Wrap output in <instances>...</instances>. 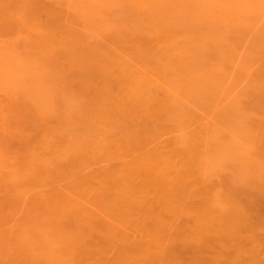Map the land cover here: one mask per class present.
Listing matches in <instances>:
<instances>
[{
	"label": "rangeland",
	"instance_id": "1",
	"mask_svg": "<svg viewBox=\"0 0 264 264\" xmlns=\"http://www.w3.org/2000/svg\"><path fill=\"white\" fill-rule=\"evenodd\" d=\"M24 1L25 2L27 1L28 3L30 2V4H31V3H34V1H36V0H34V1L32 0L33 2H31V0L30 1L24 0ZM37 1H36L37 4H36V2L33 4V6H34L33 10H31L32 4L31 5H29L28 3L25 4V5L28 4L27 7L29 6V8H30V14L33 11L32 15H33L34 11L37 10V8L38 9L44 8L45 7L44 4L48 5L49 3L55 2L57 0H42L43 2L41 1V3L44 7L40 6L41 5L39 3L40 0H37ZM83 1H85L84 4H83ZM86 1H88V2H86ZM101 1H104V0H101ZM149 1H151L152 5H154L156 1H157L156 4H158V2L160 0H149ZM161 1H166V0H161ZM180 1L183 3V9L180 8L179 6H178L179 7L178 9H180V10L182 9L181 13L183 12L182 14L184 16L182 14L181 15L179 14V15L183 16L185 18L184 19L185 21L183 22L185 28H186V26L188 27L189 24L196 22V25L198 26V33H199V35H198V54H195L194 59L192 58L190 60L191 64L193 66L191 64H189L190 68H188L187 70H186V68L188 66H182L181 65L182 66L181 67L179 64L174 63L176 61L172 62L171 61L172 58H166V59L160 60L163 63V67H164V69L161 70L162 72L156 68H153L152 64H146L145 62L142 61V59L144 58L143 54L146 52V46H144V44H143L144 42H142V40H146V38H147V36L145 37V36H143V34L145 33V35H147L148 32L150 33V29L148 28L149 25H147L148 23L146 22V19L149 18V16L150 17L152 16L151 18L156 17L158 19H159V17H166L167 16L168 18H170V17L172 18V17L176 16L177 15L176 13H180V11L174 13L176 10V9L174 10V6H175L174 0H172V1L169 0V2L167 1V3L165 2V4H163L164 7L162 6V4L161 5L158 4L159 6L155 4L154 5L155 7L152 8L153 10H146V12L144 11L145 9L139 8V7H142L139 0L138 1H136V0H106V3L104 2L106 4L104 6V8H106V10L103 7H102L103 10L102 9L98 10L99 8H101L102 5H100V7H98L96 5L98 8L97 7L95 8L94 7L95 5L93 6L94 8H90L93 5L92 0H58V3H56V2L53 3L54 6L53 5L52 6L54 8L52 6H47L49 8L48 10H51L54 14L58 13L60 16V19L56 17L57 19L60 20L58 23L56 19L51 17V14H48L49 17H51V18H48V20L49 19L52 20V21L49 20V24H51V22H52V25H49V26H51L52 28L48 27L47 23H46V25H47L46 28L44 27L45 26L43 24L44 22L42 23L43 25L41 24L43 19H44V21H45V19H47V15L45 16L44 12L43 13L41 12L42 9L40 10L41 13L37 12L39 10L35 11L38 13L36 16V19H38L39 21L41 19L42 20L40 23L37 21L39 23V25H38V23L35 24L33 22L35 25H37V27L33 26L34 24H32V25L29 24V25H30L31 29L34 27L33 31L35 30V27H36L37 31L41 34L40 35V34H38L37 31H36L37 33L34 31L38 35L37 39L35 38L37 36L36 34L33 35L34 33L33 34H32V32L30 33V31H29L30 28L28 30H26V28H25L27 26L30 18L25 17L27 15H22L25 17V19H28V21H26V25L24 24L25 27L23 25L24 29L27 31L25 33L27 35L30 34L28 36H30V37L33 36V38H35V39H33L31 37L33 39V40L32 39L31 40L34 41L35 43L33 42V46H30L31 48L28 49L29 50L28 53L33 50L32 48H34V51H32V52H35L36 49L34 46H35V44H39V43H37L38 42L37 40H39L38 38H43L45 40L43 42L48 43L49 46H51V45L53 46V42H54L53 48L48 47V49H47V47H46V49H44V50L51 51V50H49V48H51L52 50L55 49V51H52V53H50V54L47 51L49 56L46 53L42 54V52L40 51V49H41L40 45L42 43H40V45L36 47L37 48L36 52L40 51L42 54V57L40 58L41 54H39V53H38L39 55L36 53H32V56H33V54H35L33 57H36V55L39 57L38 59L36 57V59L38 62L41 60L40 65L44 64L43 63L44 60H47V61H45V63L49 62L48 66L46 64L39 66V64H37L38 62L35 61L36 64L38 65V66H36L35 62L31 61L33 59L28 61L29 58H27V56L30 58L32 57V56H29V54H30L29 53L28 55H26V58L28 59V60L27 59L26 60H27V64H28V62H31V64L29 63L30 66L29 65L26 66L27 64H22V67H23V65L26 66L23 68L24 70L22 69L23 70L22 71V70L17 69L20 66L16 63V61H14L16 63V65H14V66H17V68H16L17 70L15 69V71L13 73H16V74L11 75L9 71L5 72V69L3 70L2 75L0 74L1 76H3V77H1V76L0 77L4 79L3 83L1 82L2 79L0 81L1 82V84H0V116H1L0 120L3 117L5 119L4 121L8 120L10 122V125H11V127H9L10 125L9 126L6 125L7 126V128H6L5 123L4 122L2 123V121L0 122V124L2 123L1 124L2 126L0 125V131L2 130L1 127H3L5 129L6 135L8 136V138H10L8 140L6 135L3 134V135H5V136H3L2 132H1L0 144L2 141V143L8 145V146H6V145L4 146L2 144L5 147V149H7L5 153H7L8 155H9L8 150L10 149V147L12 149V150L10 149L11 155L8 156V159L5 158L6 161L8 160L5 167L3 168L0 165V167H2V169H1L2 172H0V212H1L0 213V219H1L0 220V223H1L0 235L2 238L3 237H5V238L9 237L5 240L3 239V241L5 243H3V241L1 242V237H0V252H2V254L0 253V264H71V263L72 264H75V263L76 264H93V263L94 264H123V263L124 264L125 263L126 264H129V263L132 264L133 263L134 264L137 262L134 258H136L135 255H138V252L135 251L136 247H135V245L133 246V244L135 243L137 246V243L139 242L141 245H143V243L147 244L146 242L151 243L150 240L154 243L156 241V239L159 237L155 238L158 234H153V233L160 232V231H158L159 228L162 229L163 228L162 226L163 225L165 226V223H167V226H166V228L162 229L163 231H161V233L163 235V236L161 235L162 241H159V239H158V241H159L158 243L163 242V237H164V240H166V241H164V244H166L165 245L166 247L168 246V248H167L168 250L165 248L167 253H165L166 256L164 254H163V256H165V258H166L167 255L170 254L173 257V260L168 259L167 261H164V264L165 263L175 264L177 262L178 263L180 262L181 264H195V263L212 264L214 261H216L215 259L217 258V256L215 258L214 255H218L217 253H219L220 251H223L224 253H228V254L230 253L229 255L235 253V251L232 249L230 244L224 246L223 244L218 243L219 246L218 245L214 246V244H215L214 243L212 247H215V248H213V249H212V247L206 248L205 246L202 248L203 245L201 246V248H199V245H197V243H199V242L195 241V240H198L200 237H201L200 239L204 238L203 235H202L203 236V238H202V236H199L198 234L197 235L199 238L198 239L195 238L196 234L194 232H196V233L199 232V234H200V230H204V228L199 229V227H201L203 224L202 222H204V223L207 222V219H209L211 217L210 215H209L210 217L207 216V214L210 212H208V213L205 212V211H209V209L208 210L205 209V211H204V207H202V206H204V205L206 207L209 206L214 211L216 210V213L214 212V214H216V215H225V213H224L225 211H223L222 209L220 210V212L223 211V214H221L222 212L220 213L217 210L218 208L219 209L221 208V205L217 207L218 203L217 204L215 203L216 206L215 205L210 206L211 203L214 204L213 201H211V199H214L216 196H218L219 192L222 193L223 196L225 195V198H226L227 194L229 195V198L233 196L234 198H232V199H234V200H231V201L229 199L228 200L230 201V203L235 201V202H233V204L234 203H237V204L240 203V205H238L239 208L242 205L241 204V201H242L243 206L246 207L247 211L245 210L244 207H241L240 211H242L241 209L243 208L245 210L244 211L245 213L251 214V216H249V217H251L250 222L252 224L251 223H249V224L253 225L252 226L253 228L250 227L248 224V226H247L248 230L245 229V231L247 233H249V235H250L249 238L252 237L251 239L256 240V243H255L256 245L251 246L252 247L251 249H253V248L258 249V250L256 249L257 251L254 250L257 253V257L256 256L254 257V259L256 258L255 260H258V262L256 261V264H264V226L261 225L260 224L261 221H259L260 218H262L261 220L264 219V207H263L264 206V202H263L264 197L262 198V197H260L261 194H260V196L258 194V192H259L258 188L260 186L262 188L264 187V186H262V185H264V182H263L264 181V179H263V177H264V169H263L264 168V0H180ZM0 2H1V0H0ZM3 2L5 3V0H3ZM3 2H1V3H3ZM8 2L10 3V1H8ZM38 3H39V5H38ZM88 3L92 4V5H90V7H89ZM175 3H179V2H175ZM6 4L8 5V3H6ZM35 4L38 6L37 8H36ZM170 4H172L173 7H171ZM0 6H1V4H0ZM2 6H3V4H2ZM10 6H11V4H10ZM14 6L9 7L10 9L4 7L6 9V10L2 9V10H5L4 11L5 13L2 11L4 14L0 11V23L1 24L3 23L2 25L5 24L3 27L6 28L5 31L7 33L10 31V28H11L12 32H14L15 30L21 31V29L23 28V27H21L22 25H20L19 23L15 24V22H12V23L10 22L9 15H10V17H13V15L18 11V10H15L14 11L15 13L14 14L12 13L13 12L12 8ZM86 6H87V8H86ZM137 6H139V7H137ZM161 6H162V9H160ZM244 6L246 8L248 7L247 9H249L252 12V14L249 15L248 13H250V12L246 13V8H244ZM25 7H24V10H26ZM88 7L91 10L92 9H96V10H94L92 12L90 9L87 10ZM46 8H44V9H46ZM7 9H9V11L10 10L11 11L8 12ZM15 9H17V7ZM22 9L23 8L20 5V10L22 11V12L20 11L21 13H23ZM27 10L29 13V9H27ZM48 10L46 9L45 12H47ZM154 10H157V12ZM163 10H165V11H163ZM172 10L174 12H172ZM225 11H226V13L229 11L232 14V15H229L228 20L227 19L223 20V18H222L224 16L223 12L225 13ZM151 12H154V13H151ZM166 12H168L169 14ZM8 13H9V15H8ZM10 13H12V14H10ZM21 13L18 12L17 13L18 15L15 14L16 17L14 15L13 19H14V21L16 19L17 22L19 21L20 23L23 24V23H25L24 22L25 19H23L22 16L20 17ZM24 13H25V11H24ZM28 13L26 12V14H28ZM58 14H57V16H58ZM163 14H165L166 16H164ZM240 14H241V16H240ZM2 15L5 16L4 18H6V17L9 18V21L6 20L7 18L6 19L3 18L4 19L3 21L6 22V23H4L2 21V17H1ZM34 16L35 15H33L31 20H33ZM99 16H100V18L103 17V19H100L101 21L97 20L99 18ZM141 17H144L145 19L144 18L141 19ZM133 18H134V21H133ZM139 18H140V20H139ZM127 19L129 22L133 21L132 23H135V24H129ZM31 20L29 21V23L32 22ZM54 20H56V21H54ZM192 20H194V21H192ZM11 21H12V18H11ZM98 21H99V23H98ZM190 21H192V22H190ZM7 22H9V23H7ZM186 22H187V24H185ZM188 22H190V23L188 24ZM63 24H64V26H63ZM128 24L130 26L132 25L131 26L132 28L129 26L130 27V29H129ZM19 25H20L21 29H17L18 28L17 26H19ZM97 25L100 26L101 28L100 27L98 28ZM133 25L134 26L136 25V26L134 27ZM5 26H7V27H5ZM31 26H33V27H31ZM3 27L1 26L0 29H3ZM38 27H39V30H38ZM40 27H42V30ZM12 28H14V29H12ZM44 28L46 30L48 29L47 31H52V30H54V31L47 32L46 30H43ZM182 28H184V27H182ZM132 29H133V31H132ZM11 31L9 32V34H7L5 32V34H3L4 36L3 37L1 36L3 39V40H1V43L4 41L6 34H7V37L10 38V40L14 39V38H12V35L13 34L15 35L16 31H15V33H12ZM59 31H60V33H59ZM63 31L66 32V34L64 33V38L69 36V38H67V41H68V39L72 40L75 38L74 40H72L73 42L72 41L70 42V40H69V42H67L65 40L67 43L64 42V46L61 45L63 43L61 41L63 39V37L61 38V40H59L60 38L58 39V37L61 36ZM141 31H142V33H140ZM3 32H4V29H3ZM21 32H19V33H21ZM45 32H46V34H48V33L52 34L53 33V35H56L54 37L52 35V38L54 40H51L52 39L51 35H46ZM0 33H2L1 30H0ZM25 33L22 32L21 34H25ZM43 33H44L45 37L42 35ZM54 33H56V34H54ZM26 34L24 36H27ZM17 35H19V34H17ZM20 35H19V37H20ZM133 35H135V36H133ZM138 35H141V37ZM21 36L22 37H20L19 40L22 42V40H25V39H23L24 38L23 35H21ZM48 36H49V38H48ZM13 37H16V36H13ZM82 37L84 39V42L82 40ZM136 37H138L137 40H136ZM142 37H143V39H142ZM17 38L18 37H16L14 39L15 40L14 43L17 42V44L18 43L20 44V41L19 42L16 41ZM28 39H30V38H28ZM47 39H48V42L46 41ZM77 39H79V40H77ZM120 39H121V41H120ZM6 40H7L6 41L7 43L5 45L8 44L9 48H11L10 46H14V50H16V51L18 49L17 47H19V51L22 52V49L20 50V47L24 43V41H23V43L20 44V46H17L16 47L17 49H16L15 48V46L17 45L16 43H15L16 45H13V44L10 45L8 43L9 39H6ZM26 41H27V39H26ZM139 41L143 45L140 44ZM29 42H30V40H29ZM49 42H52V43H49ZM125 42L130 44V46ZM12 43H13V41H12ZM74 43H76V44H74ZM81 43H83V44H81ZM2 44H4V43H2ZM87 44H89V45H87ZM98 44H100L101 46ZM27 45H28V43H27ZM29 45H30V43H29ZM74 45H75V47L77 45V47L76 48L73 47ZM23 46H24V44L22 45V47ZM41 46L43 49L44 45H41ZM3 47H2V49H3ZM66 47H68L69 49H67ZM87 47H89L88 50H87ZM90 47H91V50L95 49L96 51L95 52L91 51ZM102 47H103V50L101 49ZM44 48H45V46H44ZM72 49L74 52L79 50L78 51L79 53L76 52V54L74 53L73 56L77 55V53L79 55H81V53H82V55L84 54L87 57L91 56L92 58L90 57V59L88 58V60H87V59H85L86 56L85 57L83 56L84 59L86 60V62L83 61L84 59L80 60L79 58L82 59L83 57H81V56L78 57V55L76 56V59H78V60L72 59L71 57L68 59V57L65 56V54H66V52H68L69 50H72ZM84 49H86L88 52L86 50L84 51ZM80 50H82V52ZM24 51L26 52L27 50H24ZM5 52L6 51H4V53ZM98 52H99V54H98ZM53 53H54L55 58L53 56H51V55H53ZM2 54H1V56H2ZM45 54L47 55V57H44ZM59 54L60 55L63 54V56H64L63 59L60 58L61 61H58V59H59L58 55ZM141 54L143 56H141ZM66 55H68V54H66ZM102 55H103V57H102ZM139 55H140V58H138ZM21 57L23 58V56H21ZM51 57L54 59L52 60ZM104 57H106V60ZM115 57H116V59H115ZM4 59H5V57H4ZM23 59H25V56ZM42 59H43V61H42ZM67 59L69 62L67 61ZM48 60H52V61H48ZM64 61L69 63L68 66L70 69L67 68L68 66H66V63H64ZM72 61H73V63H76L75 61H77L76 64H73L75 66L77 65L76 66L77 68H75V71L79 69L82 74L80 73V71H79V73H80L79 75H78V73H74L75 71L71 68L73 65H71V63H70ZM82 61H83V63H86V66H82ZM88 61L90 64L88 63ZM103 61H106V62L104 63ZM51 62L53 64H55L57 62L55 64L57 69L55 67H53L54 65L52 66ZM60 62H61V65H58ZM112 62H115L116 64L112 63ZM2 63H3V61L1 62V64ZM109 63L112 65H110ZM4 65H5V68H7L8 70L11 69V68H8L6 66V64H4ZM4 65H1V66H4ZM8 66L10 67V65H8ZM49 66H52L51 67V69H52L51 74H53V76L51 75L52 80H51V77H48L49 76L48 72H49V70H51V69H49ZM65 66L67 68L66 70L69 69L68 71L71 72V73H69V77L71 76L70 78L64 74V73H66L65 72ZM101 66H103V67H101ZM165 66H166V68H165ZM177 66L179 67V70H178ZM46 67L49 70H48V72L44 73L45 71H47L46 69H44ZM91 67L93 68V70L94 69L97 70L98 68H99V70L100 69L103 70V68H104L105 72L103 70L102 74L98 73V75H96V73L94 71V73L96 75L95 78L93 76H91V73H90L89 76L93 77L92 78L93 80L89 79L90 77L85 78L86 74H89V72H93ZM192 67H193V69H192ZM37 68H38V70H37ZM54 68L56 70H58V72L60 70L61 71L64 70V71H62V73L64 72L63 75L61 72H59L61 75L59 77V75H58L59 73L57 71L54 72L55 71ZM83 68L85 69V71L87 68L89 70V72H87L88 70L86 72H83V70H84ZM114 68H115V70H114ZM182 68H184L183 71L181 70ZM53 69H54V71H53ZM144 69L147 71H145ZM136 70L137 71L139 70L138 74L139 73L140 74L142 73L143 75L147 74V76L146 75L143 76L142 74L141 75L143 77H145L146 79L147 78L149 79L148 80L149 82L146 83L149 87L145 84V85H143V88L142 87H140L141 89L138 88L140 90V93H139V90L135 91V92L140 94L139 98H144V99L139 100V101H141L142 107L143 108L146 107V109H147L150 106V108L152 109L153 112H150L151 114L150 113L146 114V109H145V112L140 111V109H142V107L139 108V106L141 104L138 106V103H140V102L138 101L136 103L137 100H135V99L132 100V101H134V102H132V104L134 103V108L136 106V108L138 109V110L135 109L138 114L136 113L133 121H135L136 124L138 123V126H139V124L141 125L143 123V121H145L143 123V125H141L139 127L136 126L133 131H136L134 133H138V132L139 133L141 132V133L140 134L138 133L137 136H136V134H134L132 132L128 133V131L127 132H124V131L119 132L121 130H116L118 132L113 130L114 133H112V130L110 128L113 127V125L115 127H117V126H122L123 123L122 122L119 123L121 121L120 118H122V117H119V118L117 117L118 114H117V111H115L116 110L115 105H117V104H113V102L115 100L108 99V98H110V97H108V95L110 96L113 93H116L115 95H117L119 93V96H120V98H122V100L124 99L125 101L126 100L128 101V98H126L125 94L122 95V92L120 93V91H118L121 89V87L119 86L120 85L119 83L122 82L121 85L125 84L126 86L127 85L129 86V84L131 85L132 82H130V81H132V79L135 76L136 77L139 76V75H136L137 74ZM184 70H186V71H184ZM188 70H190V71L194 70L195 72L193 71V73H194L193 74L192 72L190 73V71L188 72ZM10 71H12V70H10ZM132 71H134L136 73L134 74V72H132ZM155 71H157V73ZM180 72L181 73L185 72V74L180 75ZM7 73H9V76L11 75L10 77H12L13 75H18V74H22V75H20V77H15L16 79L15 80L13 79L14 81L13 80L10 81V77H7ZM56 73H58L57 74L58 76L56 75ZM83 73H85V74H83ZM44 74H46V75H44ZM54 74H55V76H57V78L54 76ZM104 74H107V76L109 75L108 77L109 78L111 77L112 79H110V81H108L109 78L107 80V79H103V77H99V75L104 76ZM128 76H129V78L130 77L131 78L129 79ZM37 77L41 78V79L38 80ZM175 77H176V80H175ZM13 78H14V76H13ZM62 79H64V80H62ZM69 79H71V80H69ZM84 79L85 80L87 79L85 81V84H84ZM102 79L107 80L108 82L101 81ZM58 80H59V82H58ZM72 80L74 81L73 85H72V83L69 84V82H71ZM178 80H182L183 82L178 81ZM185 80L187 82H189V81L190 82L187 83ZM51 81H52V83H51ZM66 81H69V82L66 83ZM93 81H95V82H93ZM184 81L186 82L185 85H184ZM191 81H193V83ZM42 82H43V84H41ZM109 82H110V84H108ZM111 82H114L112 85V87L114 86L113 88L110 87V85L112 84ZM177 82H178V84L175 85V83H177ZM45 83H48V84H45ZM54 83H56V86ZM57 83L60 86L62 84L63 85L65 84L64 87H66V84H69V85L67 86V88L64 89L63 86L61 88ZM86 83L90 84V86L88 84H87L88 87L84 86V85H86ZM179 83H180L181 87H180ZM181 83H183V84H181ZM98 84H100L103 87L100 86L101 88L100 87L97 88L99 86ZM190 84H192L193 86ZM70 85H72V86H70ZM177 85H179V87ZM32 86H33V88H32ZM57 86H59V87H57ZM76 86H78V87L76 88ZM153 86H154V88H153ZM172 86L174 87V89ZM175 86H177V87H175ZM185 86L188 87L189 90ZM194 86H195V88H194ZM68 87L69 88L70 87L75 88L74 90H75V92L77 90V92H76L77 94L74 93V90L72 93V89L70 88L71 90H69ZM124 87L125 86H122V88H123V89H121L122 91H125L127 89V87H126L124 90ZM133 87L136 88L134 85H133ZM183 87H185V88H183ZM190 87L192 90L190 89ZM59 88H60V90H59ZM91 88H92V90H91ZM144 88H146V89L144 90ZM99 89H100V91H99ZM49 90H51V91H49ZM61 90L65 91V92H63ZM105 90L108 94L105 92ZM78 91H79V93H78ZM111 91H113V93H111ZM154 91H155V93H154ZM179 91H182V92H179ZM97 92H99L98 97H97ZM100 93L103 94L104 96H101ZM87 94H89V95H87ZM174 95L176 97L173 98ZM35 96L37 98H35ZM67 96L70 98H68ZM81 96L84 97V98H82L83 99L82 102H81V98H80ZM105 96H107V97H105ZM168 96H169V98H168ZM95 97H97V98H95ZM86 98H87V100H85ZM120 98H119V100H120ZM150 99H153V100H150ZM169 99H171V100H169ZM84 100L87 102L89 101L88 102L89 104L87 102H85ZM90 100H92V101H90ZM97 100H98V102H97ZM124 100L122 102H125ZM172 100H173V102H172ZM93 101H95L94 104H96V106L93 104ZM168 101L170 102V104ZM41 102H44V103H41ZM80 102L82 104L85 103V105L83 104V107H82V104ZM39 103H41V104H39ZM49 104H51V105H49ZM135 104H137V105H135ZM80 105H81V107L79 109ZM88 105H91V106L89 107ZM97 105H99L98 109H96ZM159 105L162 108H160ZM2 106H4V107H2ZM94 106H95V108H94ZM40 107H41V109H40ZM150 108L147 110H150ZM37 109H39V110L37 111ZM42 109H43V111H42ZM47 109H49V110H47ZM90 109H91V111H90ZM164 109L166 111L163 112ZM171 109H172V112L176 114V116L171 112ZM98 110L100 113L98 112ZM106 110H107V113H105ZM102 111H103V113H102ZM44 112H46V113H44ZM49 112H51V113H49ZM97 112H98V114H97ZM64 113H65V115H63ZM76 113L79 114L77 118H75L77 116ZM152 113H154L155 116ZM45 114H48V115L45 116ZM51 114H52V116H54L53 117L54 119L52 118ZM19 115L20 116L22 115V117H24L25 119L26 118L28 120L30 119L29 122H31L33 120V118L40 119V116L42 117L44 115L43 119L41 118L40 120L43 121L45 117L47 118V120H45V123H47V125L44 123L45 128L47 129V126L49 124V128H52V130L54 129L55 132L54 131L52 132V130L49 131L47 129V133H46L45 132L46 129L41 127V125H43V123L41 122L42 124L40 123V126H37L35 124L36 128L41 127L40 133H39L38 128L36 131L38 133H35L34 129H36V128H34V126H33L34 124L30 123V125L31 124L32 125L31 126L28 125L25 128V126L27 124L25 122V125H24L23 121L20 120V119L24 120V118L18 117ZM152 115L154 117H156V116H158V117L157 118L149 117ZM63 116H64V118H61ZM89 116H90V118H89ZM94 116H96L97 118ZM92 117L94 118V120ZM138 117H142V118H140L139 120H136V119H138ZM159 117L163 118V120H161L163 122V124L161 123V121L160 122L158 121V119H160ZM168 117H169V120L167 119ZM117 118H118V121L120 119L119 122L116 120ZM36 119H35V121H36ZM49 119H51V120H49ZM75 119H76V121H75ZM78 120H80V121H78ZM105 120H106V122H105ZM110 120H111V123L109 122ZM151 120H155L158 123V127H159L158 130L159 129H161V130L160 131L157 130V131L160 132L161 135L156 131H155L156 133H154V134H152L153 133L152 132V133H149L151 135H145L146 131L144 132V130H143L144 124L146 123V121H150V123H151ZM164 120H166V121H164ZM12 121H13V123H12ZM74 121H75V123L82 124V125H83V123H85L87 125L88 124H94L93 126L97 125V124L93 123L96 121L104 129L101 128L99 125H98L99 126L98 129H96L97 128L96 126L93 128L91 126L90 131L92 130V133L91 132H89V133H91V135H95V137H96L95 140L93 139V136L89 135L88 131H86L88 133V136H91L92 138L91 137L87 138L86 137L87 133L85 132L86 134L85 133L82 134L83 132L80 130H78L79 132L77 130L76 131H77V133H81V134L75 135L76 133L71 132V130L73 128L77 129L79 127H77L78 124H75ZM137 121H141V122L139 123ZM32 122H34V121H32ZM63 122H65L66 124L68 122V124H70L68 129H69V132H71V133H69L67 131V134H66V129L63 128L64 130L63 129L61 130L63 132V137H57L58 134L60 136L62 135V132L59 133V129L61 128V126L63 127L62 124L65 125V123H63ZM103 122H105V123H103ZM113 122L114 123L118 122V123L116 125V124H113ZM174 122H176V124ZM34 123H36V122H34ZM37 123H38V121H37ZM60 123H61V125H60ZM58 125H60V126H58ZM82 125H80V126L82 127ZM106 125H108V126H106ZM22 126H24V127H22ZM27 129H28V131H27ZM31 129L33 130V133L32 132L30 133V131H32ZM95 129L99 133L98 132L95 133L94 132ZM113 129H117V128H113ZM6 130H7V132H6ZM99 130L104 132L107 135V137H105L104 134H102V135L105 138L101 137V136L98 137L99 136L98 134L102 133V132L100 133ZM2 131L4 132V130H2ZM16 131H18V133H14ZM109 131L111 133H109ZM162 131H165V132H163V134H162ZM43 132H45L47 135L44 133V135H46V136H44ZM64 132H65V134H64ZM93 132H94V134H93ZM142 132H144V133L142 134ZM22 133L26 134V135H24L25 137L23 136ZM126 133H128V134L126 135ZM10 134H11V136H10ZM72 134H73V136H71ZM27 135L29 136V138ZM30 135L33 136L32 140L30 139V137H31ZM64 135H65V137H64ZM122 135L123 136L125 135V136L123 137ZM131 135L132 136L135 135L136 137L130 138ZM138 135H141V136L139 137ZM143 135H145V136H143ZM34 136H35V138H34ZM49 136H53V137H49ZM55 136L57 137V139L54 138ZM82 136H85V138H83L84 140H81L82 138H80V137H82ZM146 136H149V137H146ZM151 136H153L152 137L153 140L150 139ZM155 136L156 137L158 136L157 140L155 139L158 142L154 141ZM4 137H6L7 139L5 138L6 139L5 140ZM15 137H18L19 139L17 138V141H16ZM42 137L44 138V140H46L45 139L46 137H47V139L49 137L52 139L51 140L52 142L48 141L51 143H47V145H46V143H45L46 141L45 142L43 141L45 144L44 143H42V144L46 145L45 147H42L41 144L37 145V143L41 142V140H39V139H42ZM119 137H121V138H119ZM144 137L147 138V140ZM160 137H162V138L160 139ZM23 138H25V139L28 138V139H26L24 141ZM59 138L63 139V140H60L62 142H60L58 140ZM74 138L76 139V142L74 140L72 141V139H74ZM78 138H80L81 143H82V141H83V143H85L86 142L85 139H87L89 141V142H86L87 146L85 148L81 149V147H80L81 143H80V141L78 142V140H79ZM99 138H101V139H99ZM37 139L39 142L37 141ZM91 139H93V140H91ZM64 140H66V141L70 140L71 143H68L65 141V144L68 145L67 147H65L66 145L63 142ZM102 140H105V142L106 141L107 142L101 143ZM145 140L150 142V143H147V145H150V146H147V150L148 149L150 150V148H152L151 150L153 151V149L155 148V150L157 149V152H159L158 150H160V153L165 152V154L167 153V155L168 154L170 155L172 153V155H171V157H173L172 160L176 161V163H179L178 162L179 157H181L179 159L180 162L183 159L181 162L183 164L179 163V168L175 167V169H173V172H174V170L177 172L178 169H181V167H182L184 170H187V171L185 172L183 169L179 170V173L183 174L181 176L182 177L187 176L186 178H188V177L190 178V180L183 178L182 182L184 184L187 182L188 183L192 182V184L195 185L194 187H192V184L190 183L191 185L189 184L188 186H191L192 188L189 187L187 189L188 194H187L186 190L183 192V194H184L183 196H189V198L183 197L184 199L182 198L180 200V202L182 204H179L178 206L184 204L183 207H181V206L178 207L177 203L176 204L172 203L171 205L169 203L168 205L170 207H172V205H173V207H172L173 209H171L169 207L170 208V212H169V209H167L166 205L163 204L164 205L163 206L161 202H159L158 200H155L156 199L154 196L155 194L154 195L152 194V196H148L150 198H148L147 196H146L147 198L145 196H143L141 198V200H140V198H137L135 195H134L135 197H132L133 195L131 196V194H134L135 189L137 188V185L140 183L141 180H139L138 184L135 185V187H136V188L134 187L135 189L130 187L129 189H131V191L129 189H128V191H125V192L123 191L124 189H122V186L120 185L121 183H120L119 179L121 176H124L123 173L126 172V174H128L127 171H125V169H123L124 165L130 164L139 153L143 152L140 149H144L143 145H144V143H146ZM56 141H57V143H56ZM58 141H59V143H58ZM93 141H95V142L98 141V143H96V145H98V144H100V145H98V147H97ZM15 142H18V143H15ZM113 142L115 145L113 144ZM176 142H179V144H176ZM10 143H12V145ZM69 144H71V145H69ZM91 144H94V145L92 146ZM103 144H105L104 147H103ZM141 144H142V146L139 147V145H141ZM88 145H90L89 146L90 149L88 148ZM3 146H1V149L3 148ZM12 146L14 148H12ZM33 146H35L37 149ZM49 147H51V148H49ZM135 147H139V148H135ZM164 147H166V148H164ZM31 148L32 149L35 148V149L32 150ZM1 149H0V151H1ZM61 149H64V150H61ZM110 149H111V151H110ZM166 149H168V151H171V152L168 153V151ZM181 149L184 150L183 151L184 153L181 151ZM2 150L5 151L4 148ZM105 150H107V151L105 152ZM116 150H118V151L116 152ZM29 151H31V152H29ZM108 151H110V152L108 153ZM121 151L123 153H121ZM179 151H180L179 154L182 153V155H179L176 153ZM187 151H188V154H187ZM56 152H57V154H56ZM80 152H81V154H80ZM118 152H120V153H118ZM189 152H190V154H189ZM13 153L17 156L14 155L12 158ZM71 153L72 154L74 153V154L72 155ZM85 153H87V155H85ZM136 153H137V155H136ZM185 153L188 156L184 155ZM89 154H90V156H89ZM118 154H119V156H118ZM82 156H84V157L82 158ZM92 156H94V157H92ZM35 157L37 158V161H32V160H36ZM87 157H89V159L85 160V158H87ZM185 157H187V158L185 159ZM188 157H189L188 163L190 165L193 163L194 165H197V166H194L192 164L191 168H190V166L187 163ZM10 160H11V162H9ZM191 160H193L194 162H196V160H197V162L194 163V162H191ZM60 163H62V164H60ZM12 165L13 166L15 165L16 168H11ZM63 165L65 166V168H68V170H70V171H68V170L66 171ZM27 166H28V168H27ZM176 166H178V164H176ZM183 166H185V168ZM186 166H189V167H186ZM247 166H249V167H247ZM24 167H25V170L22 169ZM57 167L59 169H57ZM121 167H123V168H121ZM196 167H198L199 170H196ZM121 169L123 170V173H121L122 172ZM192 169H195L193 173H192V171H193ZM182 170L184 173L182 172ZM251 170H253V171H251ZM11 171H15L18 174V175L17 174H15V175H16V177L17 176L18 177L13 178V176H15V175L13 173H11ZM56 171H57V173H56ZM254 171H256V172L254 173ZM54 172H55V174H54ZM62 172H65V173L61 174ZM188 172H190L192 175L189 174ZM11 174H13V175H11ZM46 174H47V176H45ZM88 174H89V176H88ZM186 174H189L191 176L186 175ZM256 174H258V175H256ZM54 175H57V176L54 177ZM25 176L27 177V179L30 180L29 181L30 183L33 182V180L35 178L37 179L38 177H40L37 180L35 179V181H37V182L42 181V183L40 185L41 186L44 185V186L39 187V185H38L39 182H38V184H36L37 182L36 183L33 182L34 185L36 184V185H38V187H32V183H31V185H29V182H27L28 180L26 179ZM59 176L60 177L62 176L61 178L63 180H60L61 178ZM108 176L110 179L112 178L113 181L108 179ZM193 176H194L195 180L193 179ZM197 176L200 178H196ZM45 177H46V179H45ZM257 177L259 180H257ZM90 178L93 182L90 180ZM116 178H118V180ZM25 179L27 182L26 184L24 182ZM40 179H42V180H40ZM200 179H202L204 183L201 182ZM261 179H263V180H261ZM86 180H87V184H86ZM102 180H104V181H102ZM249 180H251L252 182H257V181L259 182V183H255V185L256 184L260 185L261 183H262V185L258 186V188H257L254 185V183L250 184L249 182H251V181H249ZM118 181H119V183H118ZM11 182H13L12 184H14V185L19 183L18 187L16 186L18 189H20V184L24 185L26 187L25 189H27L26 193L28 195H26L25 190H19V192H14L16 189V187L14 188V185H13V189L8 190V188H10V187L12 188V186H10ZM14 182H16V184ZM90 182L93 184L90 185ZM45 183H46V186H45ZM116 183H118V184H116ZM197 183L200 184V186H198ZM204 184H205V186H204ZM93 185H94V187H93ZM117 185H119V186H117ZM249 185H251V187L253 185L254 188L255 187L257 188V190H258L257 194L259 197L257 196V198H256V194L254 195V193H256L255 192L256 189L254 190L253 187H252V189L254 190V192L252 189L251 190H252L254 196L253 197L249 196V193L251 192V190H250L251 187ZM8 186H10V187H8ZM24 186H22V187H24ZM89 186H92V187L88 188ZM105 186L107 187L106 189H105ZM108 186H109V189H108ZM116 186H117V190L115 189ZM31 187L33 189H29ZM186 187L187 186H185V188ZM198 187H201V190ZM97 188H99V191ZM205 188H207V190H205ZM262 188H260V190H262ZM28 189L30 192H28ZM198 189L200 190L201 194H203V197H202L203 199H201V197H200L201 195L200 196L197 195L198 192H196V191H198ZM12 190H14V191H12ZM189 190H191V191L189 192ZM246 190H249L250 192L246 191ZM20 191H23L25 193L28 200H26L27 198L25 197V195H21L22 199H20V193H21ZM23 192H22V194H24ZM123 192H124V194L126 192H128V194H126V196H128V195L130 196V197H128L129 198L128 201L121 199L120 196H122ZM129 192L130 193L133 192V193L130 194ZM200 192H199V194H200ZM230 192L231 193L233 192V193L229 194ZM208 193L211 194V199L209 198L210 194H208ZM213 193H214L215 197H214ZM235 193L237 194V196H235L236 195ZM262 193H263V191H262ZM250 194L252 195V193H250ZM118 195H119L120 199H119ZM148 195H151V193ZM22 196H24L25 198L23 199ZM45 196H46V198L44 199ZM223 196L222 197L220 196V198H223ZM262 196H264V195H262ZM37 197H38V199H37ZM41 197H43V198H41ZM99 197H100V199H99ZM109 197L111 198V200ZM144 197H145V199H144ZM135 198L140 200V202L138 200H135ZM258 198H262V199H260L262 201L259 202ZM142 199H144V200H142ZM150 199H153V200L150 201ZM256 199H258V200H256ZM20 200H22V201L25 200V201H24V203H22V201L19 203ZM45 200H46V202L42 203V201H45ZM50 200H53V201H50ZM99 200H100V202L103 201L102 205H100L101 203L99 202ZM109 200H110V202H109ZM148 200L150 201V203L148 202ZM202 200H204V202ZM236 200H240V201H236ZM117 201L118 202L120 201V203L122 202V204H119ZM199 201L203 202V203H200ZM248 201L250 203H248ZM13 202H15V203L13 204ZM129 202H131V204L135 203L134 204L135 206L129 204ZM136 202L138 203V206L139 205H141V206L138 207ZM145 202H146V204L148 203L147 204L148 206L146 205L147 208L146 207L144 208ZM196 202L197 203L199 202V204L197 205ZM261 202H262V205H259ZM21 203L23 204V206ZM27 203H28V205H27ZM41 203L43 205L44 204L45 205L43 206ZM66 203H68V204L66 205ZM20 204H21V206H19ZM143 204H144V206H143ZM185 204L188 206L187 209H185V207H187ZM237 204H234V205H237ZM252 204L255 205L254 207L256 209H258V206H256V205H259V210L254 209L255 212H253V214H252L253 210L250 211V209L253 207ZM125 205H127V207ZM229 205H231V204H229ZM232 205L229 206V208L233 207ZM176 206H177V208H176ZM22 207H23V209H22ZM64 207H67V208H64ZM127 208H128V210H127ZM137 208H138V210H137ZM139 208H140V210H139ZM178 208H181L182 210L178 209ZM224 208H226V207H224ZM148 210L150 212V215L148 214V212H145ZM172 210L174 211V213H172L173 212ZM213 210L210 209V211H213ZM248 210L250 211V213ZM114 213H119V214H117V215L115 214L116 215V217H115V215H113ZM134 213L137 214L138 216H140L143 213L142 214L143 219H145L146 222L149 224L147 225V223L142 218H140V219H142V221L140 219H138L139 217L137 215H134ZM146 213H147V215H146ZM153 213H155L158 216L161 215L162 222H164V219H165V223H163L162 226H161V224L155 226L158 223V221H156V220L157 219L160 220L159 219L160 216H159V218H157L156 215L155 216L153 215ZM204 213L206 214L207 217H204L205 216ZM212 214H213V212H212ZM230 214H231V212H230ZM144 215L149 216V218L145 217ZM151 215L154 217V219L151 218L152 217ZM198 216H199V219L197 221ZM201 216H202V218H201ZM125 217L128 219V221L125 220L126 219ZM257 218L259 220H257ZM152 219H153V221H152ZM205 219H206V221H203ZM199 221L201 223H199ZM155 222H156V224H154ZM195 222H198L200 226L198 225V223H195ZM142 223L143 224L146 223L144 225H147V226H144ZM150 223H151V226H150ZM255 226H257L256 230H255ZM86 227H88V228H86ZM196 228H197V230H195ZM249 228H252V230H254V231L251 232ZM93 229H94V231H93ZM109 229H111V230H109ZM164 229H165V231H164ZM198 229H199V231H198ZM205 229H206V227H205ZM89 230H91V231H89ZM140 231H142V233ZM204 231L203 232L201 231L202 234H208L209 235L210 234L209 232H211L210 228L208 230L209 232H204ZM246 232H245V234H246ZM250 232L253 233L252 236H251ZM161 233H159V234H161ZM116 234H117L118 238H117ZM114 235H115V237H113ZM141 235H143V236H141ZM242 236L244 237V235H242ZM247 236H246V238H248ZM253 236H254V238H253ZM75 237H77V238H75ZM188 237L190 239H187L188 240L187 241L185 238H188ZM161 238H160V240H161ZM208 238H209V236H208ZM83 239H84V241H82ZM127 239H129L130 241ZM145 239L147 241H145ZM152 239H154L155 241H153ZM191 239H195V240H193V242H192ZM92 240H94V241L92 242ZM142 240H144V241H142ZM47 241H48V243H47ZM86 241H87V243H86ZM189 241H191V242H189ZM25 242H27V243H25ZM183 242H184V244H183ZM201 242H203V240ZM201 242H200V244H201ZM83 243L85 244V246ZM185 243L186 244L188 243V244L186 245ZM249 243L251 245L254 244L253 241L252 242L249 241ZM76 244H78L79 246ZM114 244H115V246H114ZM160 244H163V243H160ZM164 244H163V248L165 247ZM180 244H181V246H178ZM247 244L248 243L245 242L244 246H246V247L249 246V244L248 245ZM68 245H70V246H68ZM184 245H186V246H184ZM257 245H259V246H257ZM31 246H33V247H31ZM55 246L57 247V249H55L56 248ZM118 246H119V248H117ZM132 246H133V251H132ZM216 246H217V248H216ZM35 247L38 249L37 252H36L37 249H35ZM105 247H106V249H105ZM171 247H172V249H175L176 252L174 250V252L171 253L170 252V251H172ZM186 247H188V248H186ZM197 247H198V249H201V250L198 251ZM49 248H51V249H49ZM63 248H64V250H63ZM67 248L69 250H66ZM190 248L192 249V252H189ZM193 248H196V249L193 250ZM4 249H5V251H3ZM30 249H32V250H30ZM169 249H171V250H169ZM248 249H250V248H247L248 253L245 251V255L247 257H251L250 255L252 253L256 255V253H254V252H251V254H250L249 253L250 250L248 251ZM55 250H58L57 253L55 252ZM179 250H182L184 253L181 251L179 252ZM185 250H188V251H185ZM6 251H8L9 254H7L8 252H6ZM65 251L66 252L68 251V252L65 253ZM87 251H88V253H87ZM34 252H35V254H34ZM90 252H92L93 256H92V254H90ZM60 253H62V254H60ZM131 253H133V254H131ZM192 253H195L197 255V257H196V255L193 254L192 256L193 257L195 256V258H192V256H191ZM3 254H5V255H3ZM66 254H68V256ZM85 254L90 257V259H88L87 261H86L87 257H84ZM220 254H221V252H220ZM228 254H226V255H228ZM1 255H3V256H1ZM32 255H34V256H32ZM69 256L71 257V259ZM121 256H123V257H121ZM224 256H225V254L223 256H222V254L220 255V257L225 258L226 256L225 257ZM246 256H244V257H246ZM91 257H93V258H91ZM124 257H125V259H124ZM175 258L177 260H175ZM223 258L222 259L219 258V262L215 263V264H219L221 262H224L223 264H227V262L231 263V259H230L231 257L229 258V261H228V257L226 258L227 261H226V259H223ZM252 258H251V260H252ZM248 259H250V258H248ZM62 260L66 261V262H64ZM201 260H202V262H200ZM222 260H224V261H222ZM242 260L244 262L245 259L243 258ZM121 261L123 263H121ZM134 261H136V262H134ZM211 261H212V263H209ZM245 261H247V262H244L245 264L251 263L250 260H249L250 262L248 260H245ZM139 263L140 262H137V264H139ZM141 263H142V261H141ZM160 263L158 262V264H160ZM162 263H163V261H162ZM252 263H254V262H252ZM143 264H144V262H143Z\"/></svg>",
	"mask_w": 264,
	"mask_h": 264
},
{
	"label": "bare ground",
	"instance_id": "2",
	"mask_svg": "<svg viewBox=\"0 0 264 264\" xmlns=\"http://www.w3.org/2000/svg\"><path fill=\"white\" fill-rule=\"evenodd\" d=\"M8 1H10V3H9ZM15 1H16V2H15ZM28 1H30V0H28ZM33 1H34V0H33ZM33 1L31 0V2H33ZM36 1H37V0H36ZM36 1H34V3H35ZM41 1H42V0H40V2H39V3L41 4L40 6H43L42 3H41ZM136 1H138V0H136ZM167 1L169 2V0H166V1H161V0H160V1L158 2V4H160V5L162 4V6L164 7L163 4H165V2L167 3ZM171 1H172V0H171ZM1 2H3V0H1ZM1 2H0V4H1V6H0V11H1V12H2V11L4 12V11L6 10L5 8H9V7L15 5V6L17 7V9H15L16 7L14 6V7L12 8V11H13L12 13L14 14V13H15L14 11H15V10H18V11L15 13L16 15H18V14H17L18 12H19V13L22 12V11L20 10V5H21V7L23 8V9H22V10H23V13H21L20 17H21L22 15H27V16H25V17H28V18H30V20H31V18L33 17V15H35V16H34L35 19L33 18V20H31V21H32L31 23H29L30 20L28 21V19H25V17L22 16L23 19H25V21H24L25 23L22 24V23H20L19 21L17 22L16 19H15V21H14L13 18H14V15H15V14L13 15V17H10V15H9V13H8L9 18H10V22H11V23H12V22H15V24H18V23H19L20 25H22L21 27H23L24 24L26 25V21H28L27 26H28L29 24L32 25V24H34V23H35V24H37L38 22L40 23L42 19L39 21L38 19H36V16H37V14H38L37 12H40L41 9H42L41 12H42V13L44 12V15H45V16L47 15V19H45V21H44V19H43L42 22H41V24L44 22L43 24L45 25V26H44L45 28H46L47 25H48V27H51V26H49V25H52V22H51V24H49V20H51V19L48 20V18H51V17H52V18L56 19L58 23H59V21H60V20H59V19H60L59 14L57 13V14H58V16H57V14H54L51 10H48L49 8L47 7V6H52L53 3H55V2L58 3V0L55 1V2H52V3H49L48 5L44 4L45 7H44V6H43V7H44V8L47 7L46 9L48 10V11H47L48 13L45 12L46 9H44V8H41V9H38V8H37V7H38V6L36 5L37 2H38V1H37L36 4H35V6H36L37 10H39V11L35 10V11H37V12L34 11L33 15H32V12H33V11H32L31 14H30V8H29V6L27 7V5H28V4H29V5L32 4V5H31V8H32L31 10H33V7H34L33 4H34V3H31V4H30V2L28 3L27 1L25 2L24 0H13V1H12V0H5V3H4V2L1 3ZM42 2H43V1H42ZM84 2H85V1H83V4H84ZM86 2H88V1H86ZM104 2L106 3V0H104V1H101V0H92V4H93V5H92V4H89V3H88V4H89V7H90V5H92L90 8H94V7L96 8L97 6L100 7V5H102L101 8L98 9V10H100V9H102V7L104 8V6L106 5ZM139 2L141 3V6H142V7H139V6H137V7L145 9V10H144L145 12H146V10H153L152 8L155 7L154 5L157 3V1H156L155 4L152 5L151 1H149V0H139ZM175 2H179V3H175ZM6 3H8V5H7ZM18 3H19V4H18ZM22 3H23V4H22ZM26 3H28V4L25 5ZM39 3H38V5H39ZM137 3H138V2H137ZM2 4H3V6H2ZM4 4H5V5H4ZM10 4H11V6H10ZM158 4H156V5H158ZM6 5H7L8 7H7ZM18 5H19V6H18ZM94 5H95V6H94ZM96 5H97V6H96ZM138 5H139V4H138ZM170 5H171V7H173L172 4H170ZM174 5H175V6H174V10H175V9H176V10H175V12L172 10V12L176 13V12L180 11V13H176L177 15L174 16V17H172V18H171V17L168 18L165 14H163V15L166 16V17H159V19L156 18V17H154V16H153L154 18H151L152 16H151V17L149 16V18H147V17L145 16V17L147 18V19H146V22H147L148 24H147V23H146V24L149 25L148 28L150 29V33L148 32L147 35H145V33L143 34V36H145V37L147 36L146 40H142V42H144V43H143L144 46H146V52L143 54L144 56L141 54V56L144 57L143 59H142V58H141V59H142V61L145 62L146 64H152V67H153V68H156V69H158V70H160V71L164 69V67H163V63L160 61L161 59L172 58V59H173V60L171 59L172 62L176 61V62H174V63H177V64H179L180 66H181V65H182V66H188V67L186 68V70H187L188 68H190V67H189V64H191V61H190V60H191L192 58L194 59V55H195V54H198V35H199V33H198V26L196 25V22H195V23H191V24H189L190 22L194 21V20H192V21L188 22L189 26H188V27L186 26V28H185L184 23H183V22L185 21V20H184L185 18L183 17V16H184V15L182 14L183 12L181 13V11H182V9H183V3H182L180 0H176V1L174 0ZM5 6H6V7H5ZM25 6H26V7H25ZM53 6H54V5H53ZM53 6H52V7H53ZM93 6H94V7H93ZM158 6H159V5H158ZM162 6L160 7V9H162ZM178 6H179L180 8H182V9H181V10L178 9V8H179ZM2 7H3V8H2ZM4 7H5V8H4ZM18 7H19V8H18ZM24 7H25L26 10H24ZM89 7H88L87 10L90 9ZM98 7H97V8H98ZM39 8H40V7H39ZM53 8H54V7H53ZM84 8H85V7H84ZM86 8H87V6H86ZM244 8H246V7L244 6ZM247 8H248V7H247ZM247 8H246V13H247V12H250V13H248V14H249V15L252 14V12H251L249 9H247ZM249 8H250V7H249ZM2 9H5V10H2ZM9 9H10V8H9ZM9 9H7L8 12L11 11V10L9 11ZM13 9H14V10H13ZM27 9H29V13H28V10H27ZM104 9L106 10V8H104ZM90 10H91V9H90ZM94 10H96V9H92L91 11L93 12ZM102 10H103V9H102ZM141 10H142V9H141ZM248 10H249V11H248ZM20 11H21V12H20ZM24 11H25V13H24ZM154 11L157 12V10H154ZM163 11H165V10H163ZM3 12H2V13H3ZM26 12H27L28 14H26ZM41 12H40V13H41ZM89 12H90V11H89ZM99 12H100V11H99ZM102 12H103V11H102ZM148 12H149V11H148ZM168 12H169V11H168ZM168 12H166V13H168ZM2 13H1V14H2ZM4 13H5V12H4ZM4 13H3V14H4ZM12 13H10V14H12ZM35 13H36V14H35ZM52 13H53V14H52ZM103 13H104V12H103ZM143 13H144V12H143ZM151 13H154V12H151ZM48 14H51V17H49ZM147 14H148V13H147ZM160 14H161V13H160ZM160 14H159V15H160ZM168 14H169V13H168ZM179 14H180V15L182 14L183 16H180ZM223 14H224V16L222 17L223 20H224V19H227V20H228L229 15H232L229 11H228L227 13H226V11H225V13L223 12ZM8 15H7V16H8ZM16 15H15V17H16ZM28 15H29V16H28ZM30 15H31V16H30ZM42 15H43V14H42ZM94 15H95V14H94ZM104 15H105V14H104ZM138 15H139V14H138ZM140 15H141V14H140ZM163 15H162V16H163ZM185 15H186V14H185ZM186 16H187V15H186ZM240 16H241V14H240ZM1 17H2V21H3L4 19L7 18V17L4 18L5 16H3V15H2ZM56 17L59 18V19H57ZM62 17H63V16H62ZM132 17H133V16H132ZM3 18H4V19H3ZM9 18H7L6 20L9 21ZM11 18H12V21H11ZM84 18H85V17H84ZM96 18H97V17H96ZM143 18H144V17H141V19H143ZM100 19H103V17L100 18V16H99V18H98L97 20H100ZM135 19H136V18H135ZM144 19H145V18H144ZM186 19H187V18H186ZM46 20H47V21H46ZM56 20H54V21H56ZM78 20H79V19H78ZM86 20H87V19H86ZM131 20H132V19H131ZM139 20H140V18H139ZM187 20H188V19H187ZM35 21H36V22H35ZM37 21H38V22H37ZM51 21H52V20H51ZM79 21H80V20H79ZM100 21H101V20H100ZM122 21H123V20H122ZM127 21H128V19H127ZM127 21H126V22H127ZM133 21H134V18H133ZM133 21H131V22L128 21V22H129V24H135V23H132ZM3 22H4V21H3ZM33 22H34V23H33ZM61 22H62V21H61ZM61 22H60V23H61ZM124 22H125V21H124ZM140 22H141V21H140ZM4 23H6V22H4ZM7 23H9V22H7ZM11 23H10V24H11ZM39 23H38V25H39ZM46 23H47V25H46ZM54 23H55V22H54ZM98 23H99V21H98ZM137 23H138V22H137ZM142 23H143V22H142ZM2 24H3V23H2ZM2 24L0 23V25L3 27L5 24H4V25H2ZM35 24H34L33 26H36V27H37V25H35ZM43 24H42V25H43ZM55 24H56V23H55ZM126 24H127V23H126ZM129 24H128V27L130 26ZM143 24H144V23H143ZM185 24H187V22H186ZM8 25H9V24H8ZM20 25L17 26L18 28H17V27H16V28H17V29H21ZM25 25H24V27H25ZM136 25H137V24H136ZM136 25H135V26H136ZM141 25H142V24H141ZM147 25H146V26H147ZM1 26H0V28H1ZM10 26H11V25H10ZM10 26H9V27H10ZM15 26H16V25H15ZM27 26L25 27L26 30H28V29L30 28V25H29L28 27H27ZM33 26H31V27H33ZM61 26H62V25H61ZM63 26H64V24H63ZM131 26H132V25H131ZM131 26H130V27H131ZM133 26H134V25H133ZM135 26H134V27H135ZM5 27H7V26H5ZM12 27H13V26H12ZM24 27L21 29V31L23 30V31H22L23 33L27 32V31L24 29ZM36 27H35V30H34L35 32L37 31V28H36ZM56 27H57V26H56ZM58 27H59V26H58ZM97 27L99 28L100 26L97 25ZM104 27H105V26H104ZM130 27H129V29H130ZM134 27H133V28H134ZM182 27H184V28H182ZM40 28H41V30H42V27H40ZM45 28H44L43 30H46ZM51 28H52V27H51ZM100 28H101V27H100ZM131 28H132V27H131ZM3 29H4V32H3ZM3 29H0V30L2 31V33H0V37H1V36L3 37V36H4L3 34H5V32H6V31H5L6 28L3 27ZM7 29H8V28H7ZM12 29H14V28H12ZM33 29H34V27H33L32 29L30 28L29 31H30V33L32 32V34L34 33L33 35H35L38 31L35 33V32L33 31ZM58 29H59V28H58ZM60 29H61V28H60ZM62 29H63V28H62ZM38 30H39V27H38ZM47 30H48V29H47ZM47 30H46V31H47ZM66 30H67V29H66ZM134 30H135V29H134ZM139 30H140V29H139ZM10 31H11V28H10ZM10 31H9V32H10ZM15 31H16V30H15ZM15 31H14V32L11 31V32H12V33H15ZM21 31H20V30H17L16 33H15V35H14V34H13V35L11 34V35H12V38L15 39L16 37H18V38H17L18 40L16 39V41L19 42V41H20V40H19L20 37H22L21 35L24 36V35L26 34V33H25V34H21V33H22ZM52 31H54V30H52ZM52 31H47V32H52ZM69 31H70V30H69ZM132 31H133V29H132ZM9 32H8V33L6 32V33L9 34ZM19 32H21V33H19ZM61 32H62V31H61ZM130 32H131V31H130ZM28 33H29V32H28ZM59 33H60V31H59ZM59 33H58V34H59ZM64 33L66 34V32L63 31V33L61 34V36L59 35L60 37H58V39L60 38L59 40H61V38L63 37V39L61 40V41L63 42L61 45H63V46H64V42H66V41H67V38H69V36H68V37H65V38H66V39H65V38H64ZM136 33H137V32H136ZM140 33H142V31H141ZM1 34H2V35H1ZM7 34H6V37H7ZM17 34H19V35L21 34L20 37H19V35H17ZM38 34H40V33L38 32ZM45 34H46V32H45ZM54 34H56V33H54ZM26 35H27V34H26ZM28 35H30V34H28ZM28 35H27V36H24L23 39H25V40H22V39H21L22 42L20 41V44L23 43V41H24V43H23L24 46L22 47V45H23V44H22L21 47H20V50L22 49V52L19 51V47H17V46H20V44H19V43L17 44V42H15V43L17 44V45H16V44L14 43V41H15L14 39H11V40L13 41V43H12V41L10 40L9 37H7V38L5 37L6 39H9V40H8V41H9L8 43H9L10 45H11V44L16 45L15 48H16V47L18 48V49L16 48L17 51L14 50V46H10L11 48H9V45H8V44H7L8 46L5 45V44L7 43V42H6L7 40H6L5 38H4V41L2 42V43H4V44H2V43H1V40H3V39H2V37L0 38V44L2 45V46L0 45V49H1V50H0L1 52H0V53H1V54L3 53L2 56H1V54H0V56H1V57H0V67H1V68H0V74H1V75H2V72H3L4 69H5V72L9 71L11 75H12V74H16V73H13V72L15 71V69L17 68V66H14V65H16V63L21 67V68H20V67L17 68V69H19V70H22L24 67H26V66H28V65L30 66L31 62H28V64H27V60H28L27 58H29L28 61H30L31 59H33V60H31L32 62H33V61H34V62H35V61L38 62L37 59H38L39 57L36 55V57H37V59H36V57H33L35 54H33V56H32V53H36V54L39 53V54H41V52H42V54L46 53V54L49 56V54L52 53V51H55V49L52 50L51 48H49V50H51V51L44 50V49H46V47H47V49H48V47H52V48H53V46H54V42H53V41H52V42H53V46H52V45L49 46L48 43H44V42H43V41H45L43 38H38L39 40H37V41H38L37 43H39V44H35V46H34L35 49H36L35 52H32V51H34V48H32V49H33L32 51L30 50V51H31V52H29V53L31 54V55H30V54L28 53V51H29L28 49L31 48L30 46H33V42H34V41H32V40L35 39V38L37 39L38 35L36 34L37 36H36L35 38H33V36H31L33 39H32L30 36H28ZM40 35H41V34H40ZM42 35L44 36V33H43ZM46 35H51V38H52L53 33H52V34H49V33H48V34H46ZM62 35H63V36H62ZM8 36H9V35H8ZM13 36H16V37H13ZM43 36H42V37H43ZM54 36H56V35H53V37H54ZM123 36H124V35H123ZM133 36H135V35H133ZM138 36L141 37V35H138ZM10 37H11V36H10ZM39 37H40V36H39ZM44 37H45V36H44ZM83 37H84V36H83ZM83 37H82V40H83V42H84ZM125 37H126V36H125ZM140 37H139V38H140ZM28 38H30V39H28ZM46 38H47V37H46ZM48 38H49V36H48ZM137 38H138V37H136V40H137ZM26 39H27L28 42L26 41ZM31 39H32V40H31ZM40 39H41V40H40ZM42 39H43V40H42ZM74 39H75V38H74ZM74 39H72V40H74ZM124 39H125V38H124ZM131 39H132V38H131ZM142 39H143V37H142ZM29 40H30V42H29ZM51 40H54V39L52 38ZM65 40H66V41H65ZM69 40H70V39H68L67 42H69ZM72 40H70V42H71ZM77 40H79V39H77ZM25 41L28 43V45H27V43H26ZM35 41H36V40H35ZM40 41H41V42H40ZM46 41L48 42V39H47ZM61 41H60V42H61ZM120 41H121V39H120ZM52 42H49V43H52ZM67 42H66V43H67ZM72 42H73V41H72ZM81 42H82V41H81ZM86 42H87V41H86ZM136 42H137V41H136ZM29 43H30V45H29ZM31 43H32V44H31ZM34 43H35V42H34ZM40 43H42L41 45H44L45 48H44V46H43V49H42V46L40 45ZM125 43H127V42H125ZM139 43H140V41H139ZM139 43H138V44H139ZM46 44H47V45H46ZM74 44H76V43H74ZM81 44H83V43H81ZM127 44H128V43H127ZM140 44H142V43H140ZM143 44H142V45H143ZM26 45H27V46H26ZM39 45H40L41 49H42L44 52H43L41 49H40L41 52H40V51H39V52H36V51H37V48H36V47L39 46ZM61 45H60V46H61ZM87 45H89V44H87ZM98 45H100V44H98ZM128 45L130 46V44H128ZM134 45H135V44H134ZM3 46H4L6 49H5ZM81 46H82V45H81ZM100 46H101V45H100ZM118 46H119V45H118ZM123 46H124V45H123ZM139 46H140V45H139ZM2 47H3V49H2ZM55 47H56V46H55ZM73 47H75V45H74ZM76 47H77V45H76ZM76 47H75V48H76ZM96 47H97V46H96ZM121 47H122V46H121ZM133 47H134V46H133ZM26 48H27V49H26ZM58 48H59V47H58ZM61 48H62V47H61ZM66 48L69 49L68 47H66ZM66 48H65V49H66ZM88 48H89V47H87V50H88ZM124 48H125V47H124ZM4 49H5V50H4ZM11 49H12V50H11ZM77 49H78V48H77ZM93 49H94V48H93ZM101 49L103 50V47H102ZM122 49H123V48H122ZM136 49H137V48H136ZM10 50H11V51H10ZM13 50H14V51H13ZM24 50H27V51H26L27 53H26ZM85 50H86V49H84V51H85ZM87 50H86V51H87ZM90 50H91V47H90ZM2 51H3V52H2ZM4 51H6V52L4 53ZM9 51H10V52H9ZM23 51H24L25 53H24ZM47 51L49 52V54L47 53ZM69 51H70V52H69ZM69 51H68L69 53L66 52V54H68L69 56L65 54V56H67L68 59L71 57L72 59L78 60V59H76V56H77V55H78V57H79V56H81V57H83V56L85 57V56H86V55H84V54L82 55V53H81L82 50H80V51H81V52H80L81 55L78 54V53H79V52H78L79 50L76 51V52H78V53H77V55H74L75 57L73 56V54H74V53L76 54V52H74L73 49H72V50H69ZM91 51L95 52L96 50L94 49V50H91ZM126 51H127V50H126ZM16 52H17V53H16ZM19 52H20V53H19ZM87 52H88V51H87ZM134 52H135V51H134ZM136 52H137V51H136ZM138 52H139V51H138ZM142 52H143V51H142ZM10 53H11L13 56H12ZM13 53H14V54H13ZM89 53H90V52H89ZM131 53H132V52H131ZM140 53H141V52H140ZM17 54H18L19 56H18ZM21 54H22V55H21ZM28 54H29V56H32L33 58H32V57L30 58V57H28V56H27V58H26V55H28ZM39 54H38V55H39ZM42 54H41L40 58L42 57ZM46 54H45L44 57H47ZM93 54H94V53H93ZM95 54H96V53H95ZM98 54H99V52H98ZM98 54H97V55H98ZM16 55H17V56H16ZM114 55H115V54H114ZM21 56H23V58H24V56H25V59H23ZM51 56L54 57V53H53V55H51ZM62 56H63V54H62V55H60V54L58 55V57H59L58 61H61V59L64 58V56H63V57H62ZM117 56H118V55H117ZM117 56H116V57H117ZM4 57H5V59H4ZM6 57H7V58H6ZM78 57H77V58H78ZM84 57H83L82 59H81V58H79V59H80V60H83ZM90 57H91V56H88V57L86 56L85 59L88 60V58L90 59ZM102 57H103V55H102ZM108 57H109V56H108ZM110 57H111V56H110ZM116 57H115V59H116ZM133 57H134V56H133ZM8 58H9L10 60H9ZM51 58H52V57H51ZM54 58H55V57H54ZM54 58H52V60H53ZM60 58H61V59H60ZM65 58H66V57H65ZM91 58H92V57H91ZM100 58H101V57H100ZM104 58H105V60H106V57H104ZM138 58H140V55H139ZM19 59H20V60H19ZM26 59H27V60H26ZM68 59H67V61H68ZM85 59L83 60L84 62H86ZM93 59H94V58H93ZM5 60H6V61H5ZM52 60H48V61H52ZM55 60H56V59H55ZM121 60H122V59H121ZM2 61H3V63L1 64ZM14 61H16V63H15ZM22 61H23V62H22ZM42 61H43V59H42ZM45 61H47V60H44L43 63L46 64V65L48 66V65H49V62H46V63H45ZM83 61H82V66H86V63H83ZM95 61H96V60H95ZM101 61H102V60H101ZM112 61H113V60H112ZM36 62H35V64H36ZM68 62H69V61H68ZM68 62L64 61V63H66V66L69 65ZM75 62L77 63V61H75ZM103 62L105 63L106 61H103ZM107 62H108V61H107ZM115 62H116V61H115ZM115 62H112V63H115ZM29 63H30V64H29ZM40 63H41V60H40L37 64H39V66L44 65V64H41V65H40ZM51 63H52V62H51ZM56 63H57V62H56ZM56 63H55V64H56ZM64 63H63V64H64ZM70 63H71V65L76 64V63H73V61L70 62ZM79 63H80V62H79ZM88 63H89V61H88ZM99 63H100V62H99ZM4 64H6V66H7L8 68H11V69L8 70L7 68H5V65H4ZM7 64L10 65V67H9ZM22 64H27V65H26V66L23 65V67H22ZM37 64H36V66H38ZM55 64L52 63V66L54 65L53 67L56 68ZM89 64H90V63H89ZM107 64H108V63H107ZM109 64H110V63H109ZM115 64H116V63H115ZM120 64H121V63H120ZM124 64H125V63H124ZM165 64H166V63H165ZM193 64H194V63H193ZM1 65H4V66H1ZM46 65H45V66H46ZM58 65H61V62H60ZM71 65H70V66H71ZM100 65H101V64H100ZM110 65H112V64H110ZM172 65H173V64H172ZM191 65H192V64H191ZM12 66H13V67H12ZM45 66H44V67H45ZM52 66H49V69H51ZM66 66H65V72H66V73H64V72H63V73H64L67 77H69V73H71V72H69L68 70H69L70 68H69V66H68L67 68H69V69L66 70V69H67ZM76 66H77V65H76ZM76 66L73 65L71 68L75 71V68H77ZM98 66H99V65H98ZM114 66H115V65H114ZM121 66H122V65H121ZM154 66H155V67H154ZM182 66H181V67H182ZM192 66H193V65H192ZM3 67H4V68H3ZM57 67H58V66H57ZM101 67H103V66H101ZM117 67H118V66H117ZM177 67H178V66H177ZM177 67H176V68H177ZM40 68H41V67H40ZM40 68H39V69H40ZM55 68H54V69H55ZM91 68H92V67H91ZM109 68H110V67H109ZM120 68H121V67H120ZM132 68H133V67H132ZM147 68H148V67H147ZM165 68H166V66H165ZM17 69H16V70H17ZM44 69L47 70V71L44 70V71H45V72L43 71L44 73L48 72V70H49L47 67L44 68ZM54 69H53V71H54ZM56 69H57V68H56ZM56 69H55L54 72H56V71L58 72V70H56ZM72 69H71V70H72ZM83 69H84V68H83ZM110 69H111V68H110ZM183 69H184V68H182L181 70L183 71ZM192 69H193V67H192ZM10 70H12V71H10ZM23 70H24V69H23ZM23 70H22V71H23ZM37 70H38V68H37ZM87 70H88V69L86 68V71H87ZM92 70H93V68H92ZM98 70H99V68H98L97 70L94 69L93 72H89V70H88L87 72H89V74H86L85 78H87V77H88V78L90 77L89 79H92L93 77L95 78L96 75H98V73H101V74H102L104 68H103V70H101V69H100L99 71H98ZM114 70H115V68H114ZM144 70H145V69H144ZM153 70H154V69H153ZM153 70H152V71H153ZM178 70H179V67H178ZM181 70H180V71H181ZM186 70H184V71H186ZM62 71H64V70H62ZM62 71L60 70L59 72L62 73ZM77 71H78V72H77ZM79 71H80V70L78 69V70H76L74 73H78V75H79V74L81 73V71H80V73H79ZM86 71H85V69L83 70V72H86ZM94 71H95L96 75H95ZM111 71H112V70H111ZM136 71H137V70H136ZM138 71H139V70H138ZM138 71H137V74H136V75H139V76H137V77L135 76V77L132 79V81L129 80V81L132 82V83H131V85L129 84V86L127 85L128 87H127L125 84H124V85H121L122 82L119 83V84H120L119 86L121 87V89H123L122 86H125V87H124V90H125V88L127 87V89L125 90L126 92H125V91H122L121 89L118 90V91H120V93L122 92V95L125 94L126 98H128V101L126 100L127 102H126L124 99H123V100H124L125 102H122L123 100H122V98H120L119 93H118L117 95H115L116 93H113V91H111V93H113L114 95L111 94V93H110V94H111L112 96H111V95H110V96L108 95V97H110V98H108V99H110V100H112V99L115 100V101L113 102V104H117V105H115V106H116V107H115V109H116L115 111H117V114H118L117 117H118V118H119V117H122V118H120L121 121H120V119H119L120 122L118 121V118H117L116 120H117L119 123H121V122L123 123L122 126H117V127H115L113 124H116V125H117L118 122H117V123H114V122H113V124H112L113 127L110 128V129L112 130V133H114V131H116V130H121V131H119V132H123V131H124V132H127V131H128V133H129V132L134 133V132H136V131H133V130L135 129V127H136V126L139 127V126L143 125V123L145 122V121H143V123H142L141 125L139 124V126H138V123L136 124V122L133 121L134 116H135L136 113H137V111H136L135 109H137V108H136V106H135V108H134V103L132 104V102H134V101H132V100H134V99L137 100V101H136V103H137L139 100L144 99V98H139V97H140V94H138V93L135 92V91H138L139 89H141L140 87L143 88V85H145L147 82H149V81H148V80H149L148 78L146 79L145 77H143L144 75L147 76V74H144V75H143V74L141 73V74L143 75V76H142L140 73L138 74ZM145 71H147V70H145ZM164 71H165V70H164ZM164 71H163V72H164ZM189 71H190V70H188V72H189ZM193 71H194V70H193ZM193 71H190V73H191V72L193 73ZM59 72H58V73H59ZM67 72H68V73H67ZM104 72H105V70H104ZM107 72H108V71H107ZM132 72H134V71H132ZM141 72H142V71H141ZM153 72H154V71H153ZM155 72L157 73V71H155ZM161 72H162V71H161ZM188 72H187V73H188ZM194 72H195V71H194ZM39 73H40V72H39ZM51 73H52V69L49 70V72H48V75H49V76H48V77H51V75L53 76V74H51ZM58 73H56V75H57ZM63 73H62V75H63ZM74 73H73V74H74ZM90 73H91V76H93V77L89 76ZM93 73H94V74H93ZM109 73H110V72H109ZM127 73H128V72H127ZM135 73H136V72H134V74H135ZM145 73H146V72H145ZM81 74H82V73H81ZM83 74H85V73H83ZM107 74H108V73H107ZM107 74H104V76H103V75H102V76L99 75V77H103V79H107V80H108V78H109L108 76H109V75L107 76ZM183 74H185V72H184V73H181V72H180V75H183ZM193 74H194V73H193ZM1 75H0V76H1ZM11 75H10V76H11ZM18 75H19V76H18ZM18 75H13V76H14V78H13V76L10 77V76H9V73H7V77H10V81L13 80V79L15 80V79H16L15 77H20V75H22V74H18ZM40 75H41V74H40ZM44 75H46V74H44ZM58 75H59V77L61 76L60 73H59ZM58 75H57V76H58ZM76 75H77V74H76ZM78 75H77V76H78ZM105 75H106L107 77H106ZM186 75H187V74H186ZM54 76H55V74H54ZM57 76H55V77L57 78ZM184 76H185V75H184ZM1 77H3V76H1ZM1 77H0V81H1V79H2L1 82L3 83L4 79L1 78ZM70 77H71V76H70ZM70 77H69V78H70ZM78 77H79V76H78ZM82 77H83V76H82ZM99 77H98V78H99ZM104 77H105V78H104ZM125 77H126V76H125ZM37 78H38V77H37ZM79 78H80V77H79ZM128 78H129V76H128ZM130 78H131V77H130ZM130 78H129V79H130ZM39 79H41V78H38V80H39ZM53 79H54V78H53ZM58 79H59V78H58ZM71 79H72V78H71ZM71 79H69V80H71ZM103 79H102L101 81H106V82H108V81H110V79H112V78L110 77L108 81H107V80H103ZM113 79H114V78H113ZM184 79H185V78H184ZM7 80H8V79H7ZM14 80H13V81H14ZM51 80H52V77H51ZM62 80H64V79H62ZM86 80H87V79H86ZM86 80L84 79V84H85V81H86ZM92 80H93V79H92ZM173 80H174V79H173ZM175 80H176V77H175ZM175 80H174V81H175ZM34 81H35V80H34ZM178 81H182V80H178ZM185 81H186V80H185ZM185 81H184V85H185L186 82H187V81H186V82H185ZM1 82H0V84H1ZM58 82H59V80H58ZM68 82H69V81H66V83H68ZM93 82H95V81H93ZM182 82H183V81H182ZM189 82H190V81H189ZM189 82H187V83H189ZM191 82L193 83V81H191ZM32 83H33V82H32ZM39 83H40V82H39ZM51 83H52V81H51ZM70 83H72V85H73V84H74V81L72 80L71 82H69V84H70ZM89 83H90V82H89ZM111 83H112V84L110 85V87H112V85H113L114 82H111ZM116 83H117V82H116ZM33 84H34V83H33ZM41 84H43V82H42ZM45 84H48V83H45ZM54 84H55V86H56V83H54ZM57 84H58V83H57ZM69 84H66V87H64L65 84H64V85L62 84L61 86H60L59 84H58V85H59L61 88H62V86H63L64 89H65V88H67V86H68ZM87 84H88V83H86V85H84V86H86V87H88V85L90 86V84H88V85H87ZM108 84H110V82H109ZM172 84H173V83H172ZM176 84H178V82L175 83V85H176ZM181 84H183V83H181ZM26 85H27V84H26ZM36 85H37V84H36ZM72 85H70V86H72ZM75 85H76V84H75ZM98 85H99V86H98L97 88H99V87L101 86L100 84H98ZM104 85H105V84H104ZM116 85H117V84H116ZM133 85H134L136 88H134ZM146 85H147V84H146ZM179 85H180V83H179ZM179 85H177V86L179 87ZM190 85H192V84H190ZM59 86H57V87H59ZM147 86H148V85H147ZM177 86H175V87H177ZM182 86H183V85H182ZM192 86H193V85H192ZM42 87H43V86H42ZM74 87H75V86H74ZM77 87H78V86H76V88H77ZM81 87H82V86H81ZM101 87H103V86H101ZM101 87H100V88H101ZM113 87H114V86H113ZM113 87H112V88H113ZM148 87H149V86H148ZM172 87H173V86H172ZM180 87H181V85H180ZM185 87H186V86H185ZM185 87H183V88H185ZM32 88H33V86H32ZM68 88H69V87H68ZM70 88L72 89V93H73V90H74L75 88H72V87H70ZM70 88H69V90H71ZM97 88H96V89H97ZM138 88H139V89H138ZM153 88H154V86H153ZM186 88H188V87H186ZM194 88H195V86H194ZM34 89H35V88H34ZM64 89H63V90H64ZM80 89H81V88H80ZM93 89H94V88H93ZM118 89H119V88H118ZM145 89H146V88H144V90H145ZM173 89H174V87H173ZM178 89H179V88H178ZM190 89H191V87H190ZM59 90H60V88H59ZM63 90H61V91H63ZM91 90H92V88H91ZM91 90H90V91H91ZM97 90H98V89H97ZM182 90H183V89H182ZM184 90H185V89H184ZM188 90H189V88H188ZM191 90H192V89H191ZM193 90H194V89H193ZM49 91H51V90H49ZM54 91H55V90H54ZM99 91H100V89H99ZM141 91H142V90H141ZM176 91H177V90H176ZM57 92H58V91H57ZM63 92H65V91H63ZM70 92H71V91H70ZM76 92H77V90H76ZM76 92H75V90H74V93H76ZM105 92H106V90H105ZM109 92H110V91H109ZM179 92H182V91H179ZM188 92H189V91H188ZM58 93H59V92H58ZM78 93H79V91H78ZM82 93H83V92H82ZM101 93H102V92H101ZM101 93H100V95H101V96H104V95L101 94ZM106 93H107V92H106ZM106 93H105V94H106ZM139 93H140V90H139ZM150 93H151V92H150ZM154 93H155V91H154ZM53 94H54V93H53ZM76 94H77V93H76ZM85 94H86V93H85ZM98 94H99V92H97V97L99 96ZM107 94H108V93H107ZM141 94H142V93H141ZM143 94H144V93H143ZM146 94H147V93H146ZM55 95H56V94H55ZM73 95H74V94H73ZM83 95H84V94H83ZM87 95H89V94H87ZM87 95H86V96H87ZM120 95H121V94H120ZM151 95H152V94H151ZM95 96H96V95H95ZM147 96H148V95H147ZM46 97H47V96H46ZM57 97H58V96H57ZM67 97H68V96H67ZM88 97H89V96H88ZM97 97H95V98H97ZM105 97H107V96H105ZM148 97H149V96H148ZM174 97H176V96L174 95L173 98H174ZM30 98H31V97H30ZM35 98H37V97L35 96ZM68 98H70V97H68ZM80 98H81V102H82V100H83L82 98H84V97L81 96ZM116 98H117L118 100H117ZM119 98H120V100H119ZM123 98H124V97H123ZM145 98H146V97H145ZM168 98H169V96H168ZM171 98H172V97H171ZM63 99H64V98H63ZM39 100H40V99H39ZM74 100H75V99H74ZM85 100H87V98H86ZM85 100H84V101H85ZM93 100H94V99H93ZM116 100H117V101H116ZM145 100H146V99H145ZM150 100H153V99H150ZM169 100H171V99H169ZM90 101H92V100H90ZM106 101H107V100H106ZM143 101H144V100H143ZM47 102H48V101H47ZM81 102H80V103H81ZM85 102H87V101H85ZM88 102H89V101H88ZM88 102H87V103H88ZM94 102H95V101H93V104H94ZM97 102H98V100H97ZM118 102H119V103H118ZM121 102H122L123 104H122ZM139 102H140V103H138V106L141 104V101H139ZM168 102H169V101H168ZM172 102H173V100H172ZM41 103H44V102H41ZM41 103H39V104H41ZM57 103H58V102H57ZM60 103H61V102H60ZM152 103H153V102H152ZM81 104H82V103H81ZM83 104L85 105V103H83ZM83 104H82V107H83ZM88 104H89V103H88ZM100 104H101V103H100ZM100 104H99V105H100ZM169 104H170V102H169ZM49 105H51V104H49ZM65 105H66V104H65ZM91 105H92V104H91ZM91 105H88V106L90 107ZM94 105L96 106V104H94ZM99 105H97L96 109L99 108ZM135 105H137V104H135ZM166 105H167V104H166ZM95 106H94V108H95ZM159 106H160V105H159ZM170 106H171V105H170ZM2 107H4V106H2ZM80 107H81V105L79 106V109H80ZM92 107H93V106H92ZM113 107H114V106H113ZM140 107H142V104L139 106V108H140ZM69 108H70V107H69ZM85 108H86V107H85ZM85 108H84V109H85ZM149 108H150V106H149ZM149 108H147V109H149ZM160 108H162V107L160 106ZM167 108H168V107H167ZM174 108H175V107H174ZM177 108H178V107H177ZM40 109H41V107H40ZM55 109H56V108H55ZM92 109H93V108H92ZM104 109H105V108H104ZM142 109H143V110H142ZM142 109H140V111L145 112L146 107H144V108L142 107ZM147 109H146V114H147V113H150V112H153L151 108H150V110H147ZM158 109H159V108H158ZM38 110H39V109H37V111H38ZM47 110H49V109H47ZM67 110H68V109H67ZM87 110H88V109H87ZM101 110H102V109H101ZM137 110H138V109H137ZM156 110H157V109H156ZM159 110H160V109H159ZM168 110H169V109H168ZM168 110H167V111H168ZM16 111H17V110H16ZM40 111H41V110H40ZM42 111H43V109H42ZM59 111H60V110H59ZM76 111H77V110H76ZM90 111H91V109H90ZM96 111H97V110H96ZM164 111H166V110L164 109L163 112H164ZM35 112H36V111H35ZM74 112H75V111H74ZM81 112H82V111H81ZM98 112H99V110H98ZM98 112H97V114H98ZM155 112H156V111H155ZM158 112H159V111H158ZM171 112H172V109H171ZM33 113H34V112H33ZM44 113H46V112H44ZM49 113H51V112H49ZM49 113H48V114H49ZM85 113H86V112H85ZM90 113H91V112H90ZM95 113H96V112H95ZM99 113H100V112H99ZM102 113H103V111H102ZM105 113H107V110H106ZM105 113H104V114H105ZM172 113H173V112H172ZM172 113H171V114H172ZM176 113H177V112H176ZM48 114H45V116L48 115ZM52 114H53V113H52ZM52 114H51V116H52ZM61 114H62V113H61ZM76 114H77V113H76ZM87 114H88V113H87ZM137 114H138V113H137ZM144 114H145V113H144ZM150 114H151V113H150ZM150 114H149V115H150ZM152 114L155 116L154 113H152ZM169 114H170V113H169ZM173 114L176 116L175 113H173ZM41 115H42V114H41ZM63 115H65V113H64ZM73 115H74V114H73ZM78 115H79V114H77V116H76L75 118H77ZM99 115H100V114H99ZM109 115H110V114H109ZM109 115H108V116H109ZM153 115H152V116H149V117H153V118H157V117H158V116L154 117ZM177 115H178V114H177ZM187 115H188V114H187ZM43 116H44V115H43ZM43 116H42V117L40 116V119H41V118L43 119ZM97 116H98V115H97ZM115 116H116V115H115ZM169 116H170V115H169ZM171 116H172V115H171ZM0 117H1V116H0ZM18 117H22V115H21V116L19 115ZM53 117H54V116H52V118H53ZM69 117H70V116H69ZM94 117H96V116H94ZM100 117H101V116H100ZM106 117H107V116H106ZM111 117H112V116H111ZM15 118H16V117H15ZM22 118H24V117H22ZM45 118H46V117H45ZM45 118H44L43 121L40 120V119L33 118L32 121H34V122H36V123H34V122H32V121L29 122L30 119L28 120L27 118H26V119H27L28 121H27L25 118H24V120H23V119H20V120L23 121L24 125H25V122H26L27 125L25 126V128H26L28 125H30V123L34 124L33 126H34V128H36L35 126H36V125H37V126H40V123L42 122L43 125H41V127L44 128V129H46V128H45V124L47 125V123H45V120H47V118H46V119H45ZM61 118H64V116L61 117ZM65 118H66V117H65ZM89 118H90V116H89ZM92 118H93V117H92ZM96 118H97V117H96ZM140 118H142V117H138V119H136V120H139ZM143 118H144V117H143ZM159 118H160V117H159ZM2 119H3V120H2ZM2 119L0 120V122H1V121H2V123L4 122V123H5V127L7 128V126L10 125V122H9L8 120H7V121H4L5 119H4L3 117H2ZM35 119H36V121H35ZM53 119H54V118H53ZM102 119H103V118H102ZM114 119H115V118H114ZM131 119H132V120H131ZM149 119H150V118H149ZM167 119L169 120V117H168ZM167 119H166V120H167ZM25 120H26V121H25ZM49 120H51V119H49ZM64 120H65V119H64ZM93 120H94V118H93ZM155 120H156V119H155ZM155 120H151V123H150V121H146V123L144 124V128H143L144 132L146 131L145 135H151V134H149V133H152V132H153L152 134H154V133H156V132H158V131L161 130V129L158 130V128H159V127H158V123H157ZM161 120H163V118L158 119L159 122H160ZM166 120H164V121H166ZM180 120H181V119H180ZM37 121H38V123H37ZM65 121H66V120H65ZM75 121H76V119H75ZM75 121H74V123H75ZM78 121H80V120H78ZM101 121H102V120H101ZM112 121H113V120H112ZM114 121H115V120H114ZM123 121H124V122H123ZM7 122H8L9 124H8ZM83 122H84V121H83ZM105 122H106V120H105ZM105 122H103V123H105ZM107 122H108V121H107ZM109 122L111 123V120H110ZM109 122H108V123H109ZM137 122L140 123L141 121H137ZM2 123H1V124H2ZM12 123H13V121H12ZM14 123H15V122H14ZM23 123H22V124H23ZM42 123H41V124H42ZM44 123H45V124H44ZM63 123H65V122H63ZM93 123L97 124V125H95V126L97 127L96 129H98L99 126H100V125L98 124V122L95 121V122H93ZM161 123L163 124L162 121H161ZM164 123H165V122H164ZM174 123L176 124V122H174ZM182 123H183V122H182ZM1 124H0V125H1ZM22 124H21V125H22ZM32 124H31V125H32ZM35 124H36V125H35ZM38 124H39V125H38ZM57 124H58V123H57ZM67 124H68V122H67ZM67 124H66V123H65V125L62 124L63 127H62V126H61V128L59 127V128H60V129H59V133L62 132L61 130H62L63 128L66 129V134H67V131L69 132L68 127H69L70 124H68V125H67ZM75 124H78V123H75ZM6 125H7V126H6ZM31 125H30V126H31ZM60 125H61V123H60ZM60 125H58V126H60ZM78 125H79V126H78ZM78 125H77V127H79V128H77V129H76V128H75V129L73 128L72 130L70 129L71 132L76 133L75 135H78V134L80 135V134H81V133H77L78 130L82 131V132H83L82 134H84L86 131H88V133H89V132L92 133V130L90 131V128H91V126H92V128L95 127V126H93L94 124H88V125H87V124L83 123V125H82V124H78ZM80 125H82V127H81ZM98 125H99V126H98ZM103 125H104V124H103ZM112 125H111V126H112ZM1 126H2V125H1ZM104 126H105V125H104ZM106 126H108V125H106ZM9 127H11V125H10ZM22 127H24V126H22ZM22 127H21V128H22ZM41 127H39V128L37 127L38 130H39V133H40V131H41V130H40ZM66 127H67V128H66ZM70 127H71V126H70ZM74 127H75V126H74ZM100 127H101V126H100ZM118 127H119V128H118ZM25 128H24V129H25ZM37 128L34 129V130H35V133H38V132H36V131H37ZM71 128H72V127H71ZM101 128H103V127H101ZM113 128H117V129H113ZM1 129L4 130V132L1 130V131H0V134H1V132H2V135H3V134L6 135V133H5V129H4L3 127H1ZM47 129H48L49 131L52 130V128H49V124H48V126H47ZM47 129H46V131L44 130L46 133H47ZM67 129H68V130H67ZM96 129H95V131H94L95 133L98 132ZM103 129H104V128H103ZM110 129H109V130H110ZM25 130H26V129H25ZM31 130H32V129H31ZM63 130H64V129H63ZM74 130H75V131H74ZM76 130H77V131H76ZM101 130H102V129H101ZM111 130H110V131H111ZM113 130H114V131H113ZM125 130H126V131H125ZM131 130H132V131H131ZM157 130H158V131H157ZM27 131H28V129H27ZM53 131H54V129L52 130V132H53ZM99 131H100V130H99ZM102 131H103V130H102ZM102 131H100V133H101ZM105 131H106V130H105ZM110 131H109V133H111ZM139 131H140V130H139ZM141 131H142V130H141ZM155 131H156V132H155ZM6 132H7V130H6ZM21 132H22V131H21ZM23 132H24V131H23ZM31 132L33 133V130L30 131V133H31ZM45 132H43V135H44ZM54 132H55V131H54ZM71 132H69V133H71ZM78 132H79V131H78ZM94 132H93V134H94ZM116 132H118V131H116ZM137 132H138V131H137ZM144 132H142V134H143ZM147 132H148V133H147ZM163 132H165V131H162V134H163ZM14 133H18V131L14 132ZM14 133H13V134H14ZM46 133H45V134H46ZM74 133H73V134H74ZM86 133H87V132H86ZM86 133H85V134H86ZM88 133H87V135H86L87 138H90L91 136H93V139H94V140L96 139L95 135H91V133H89V135H91V136H88ZM98 133H99V132H98ZM128 133H126V135H127ZM132 133H131V134H132ZM138 133H139V132H138ZM138 133H134V134H136V136H137ZM140 133H141V132H140ZM140 133H139V134H140ZM158 133L160 134V132H158ZM194 133H195V132H194ZM13 134H12V135H13ZM22 134H23V136L26 135V134H24V133H22ZM27 134H28V133H27ZM57 134H58V133H57ZM64 134H65V132H64ZM73 134H72L71 136H73ZM102 134H104V136L107 137V135H106L104 132H102L101 134H98V135H99L98 137H100V136H101V137H104ZM5 135H3V136H5ZM38 135H39V134H38ZM38 135H37V136H38ZM46 135H47V134H46ZM46 135H44V136H46ZM53 135H54V134H53ZM55 135H56V134H55ZM110 135H111V134H110ZM132 135H133V134H132ZM132 135H131V137H130V136H129V137H130V138L136 137L135 135H134V136H132ZM145 135H143V136H145ZM157 135H158V134H157ZM160 135H161V134H160ZM10 136H11V134H10ZM21 136H22V135H21ZM27 136H28V135H27ZM30 136H31V135H30ZM115 136H116V135H115ZM115 136H114V137H115ZM122 136H123V135H122ZM124 136H125V135H124ZM124 136H123V137H124ZM138 136L140 137L141 135H138ZM158 136H159V135H158ZM158 136H157V137H156V136L154 137V141H155V142H158V141H156L157 138H158ZM6 137L8 138L7 135H6ZM6 137H4V139H5ZM18 137H19V136H18ZM18 137H15V138H16V139H15L16 141H17V138H18ZM24 137H25V136H24ZM32 137H33V136L30 137L31 140L33 139ZM40 137H41V136H40ZM49 137H53V136H49ZM49 137H48V139H47V137H46V138H45L46 140H44V138L42 137V139H39V140H41V142H40V143H37V145H40V144H41L42 147H45V146L47 145V143H51V142H52V141H51L52 139L49 138ZM57 137H63V132H62V135H61V136L58 134ZM57 137L55 136L54 138L57 139ZM64 137H65V135H64ZM74 137H75V136H74ZM94 137H95V138H94ZM105 137H104V138H105ZM111 137H112V136H111ZM116 137H117V136H116ZM146 137H149V136H146ZM152 137H153V136H151L150 139H152ZM7 138H6V139H7ZM28 138H29V136H28ZM28 138H26V139H28ZM34 138H35V136H34ZM36 138H37V137H36ZM80 138H82L81 140H84L83 138H85V136H82V137H80ZM80 138H78V139H79L78 142L80 141V143H81ZM91 138H92V137H91ZM119 138H121V137H119ZM141 138H142V137H141ZM144 138H145V137H144ZM161 138H162V137H160V139H161ZM6 139H5V140H6ZM9 139H10V138H8V140H9ZM12 139H13V138H12ZM18 139H19V138H18ZM26 139L23 138L24 141H25ZM65 139H66V138H65ZM93 139H91V140H93ZM99 139H101V138H99ZM114 139H115V138H114ZM124 139H125V138H124ZM145 139L147 140V138H145ZM155 139H156V140H155ZM160 139H159V140H160ZM5 140H4V141H5ZM58 140L60 141V140H63V139L59 138ZM73 140L76 142V139H75V138L72 139V141H73ZM85 140H86V142H89L87 139H85ZM97 140H98V139H97ZM127 140H128V139H127ZM146 140H145V141H146ZM152 140H153V139H152ZM37 141H38V139H37ZM43 141H44V142L46 141V142H45L46 145H44L45 143H44ZM48 141H51V142H48ZM59 141H58V143H59ZM65 141H66V140L63 141L64 144H65ZM114 141H115V140H114ZM119 141H120V140H119ZM5 142H6V141H5ZM38 142H39V141H38ZM60 142H62V141H60ZM66 142L71 143L70 140H69V141L67 140ZM78 142H77V143H78ZM86 142L83 143V141H82L81 144L79 143L81 149H83V148H85V147L87 146V145H86V144H87ZM93 142H94L95 145H96V143H98V141H96V142L93 141ZM103 142L106 143L107 141L105 142V140H102L101 143H103ZM155 142H154V143H155ZM191 142H192V141H191ZM6 143H7V142H6ZM12 143H13V142H12ZM12 143H10V144L12 145ZM15 143H18V142H15ZM42 143H44V144H42ZM56 143H57V141H56ZM128 143H129V142H128ZM137 143H138V142H137ZM139 143H140V142H139ZM147 143H150V142L146 141V143H144V145H145V144H146V145H145V146L143 145V148H144V149H140V150L143 151L142 153H139L138 155H137V153H136L137 156L134 158V160L131 158L133 161L131 160L132 162H131L130 164H126V165H124V168L121 167V168L125 169V171H127L128 174H126L125 171H124L125 173H123V170H122V169H121L122 172L119 170L121 173L124 174V176H121L120 179H119V181H120V183H121L120 185L122 186V189H124L123 191L125 192V191H128V189H129L130 187L134 188L135 185L138 184L139 180H141L140 183L137 185V188H138V189H137L136 187H135L136 189L134 188V189H135V192L133 191L134 194H131V193H133V192H131V193L129 192V193L131 194V196H132V195H133L132 197H135V196H136L137 198H140V200H141V198H142L143 196H145V197L147 196V197H148V196H152V194H153V195L155 194V195H154L155 198H156L155 200H158L159 202H161L162 205H163V204L166 205L167 209H169V212H170V208L173 209V208H172L173 205H172V207H170V206L168 205L169 203H170V205H171L172 203H174V204L177 203V206H178L179 204H182V203L180 202V200H181L183 197H184V198H185V197H186V198H189V196H183V195H184L183 192H184L185 190L187 191V189H188L189 187H191V186H188V185H189L190 183L192 184V182H190V183L187 182V183H185V184L182 182V181H183V178H186L187 176H186V177H182L181 175H183V174H182V173H181V174L179 173V170L183 169L182 167H181V169H178V168H179V163H181L182 160H183V159H182L181 162H180L179 159H180L181 157H179V158L177 157L179 163H176V161H173V160H172V159H173V157H171L172 153H171L170 155H169V154L167 155V153L165 154V152H164V153H160V150H158L159 152H157V149L155 150V148L153 149V151L151 150L152 148H150V150L148 149V150L150 151V152H149V151L147 150V146H150V145H147ZM180 143H181V142H180ZM2 144H3L4 146L6 145V144L2 143V141H1L0 149H1V146H3ZM13 144H14V143H13ZM34 144H35V143H34ZM52 144H53V143H52ZM94 144H91V145L93 146ZM113 144H114V142H113ZM118 144H119V143H118ZM176 144H179V142H176ZM62 145H63V144H62ZM65 145H66L65 147L68 146L67 144H65ZM69 145H71V144H69ZM98 145H100V144H98ZM98 145H96V146L98 147ZM104 145H105V144H103V147H104ZM107 145H108V144H107ZM114 145H115V144H114ZM114 145H113V146H114ZM172 145H173V144H172ZM4 146H3V148H4L5 151L2 150L3 148H2L1 151H0V165H1L3 168H4L5 165L7 164V161H8V160L6 161V159H8V156H9V155H11V153H10V149H11V147H10V149L8 150V153H9V155H8L7 153H5L7 149H5ZM6 146H8V145H6ZM89 146H90V145H88V148L90 149ZM140 146H142V144L139 145V147H140ZM33 147H35V146H33ZM38 147H39V146H38ZM61 147H62V146H61ZM75 147H76V146H75ZM99 147H100V146H99ZM139 147H135V148H139ZM12 148H14V147L12 146ZM35 148H36V147H35ZM35 148H34V149H35ZM49 148H51V147H49ZM49 148H48V149H49ZM52 148H53V147H52ZM63 148H64V147H63ZM72 148H73V147H72ZM76 148H77V147H76ZM88 148H87V149H88ZM101 148H102V147H101ZM108 148H109V147H108ZM118 148H119V147H118ZM157 148H158V147H157ZM164 148H166V147H164ZM31 149H32V148H31ZM34 149H32V150H34ZM36 149H37V148H36ZM64 149H65V148H64ZM64 149H61V150H64ZM128 149H129V148H128ZM11 150H12V149H11ZM120 150H121V149H120ZM129 150H130V149H129ZM166 150L168 151V149H166ZM175 150H176V149H175ZM35 151H36V150H35ZM106 151H107V150H105V152H106ZM110 151H111V149H110ZM110 151H108V153H109ZM117 151H118V150H116V152H117ZM162 151H163V150H162ZM162 151H161V152H162ZM181 151L183 152L184 150L181 149ZM3 152H4L5 154H4ZM29 152H31V151H29ZM100 152H101V151H100ZM102 152H103V151H102ZM105 152H104V153H105ZM124 152H125V151H124ZM170 152H171V151H168V153H170ZM172 152H173V151H172ZM53 153H54V152H53ZM118 153H120V152H118ZM121 153H123V152L121 151ZM176 153L179 154L180 151H179V152H176ZM183 153H184V152H183ZM6 154H7V155H6ZM51 154H52V153H51ZM54 154H55V153H54ZM56 154H57V152H56ZM71 154H72V153H71ZM73 154H74V153H73ZM73 154H72V155H73ZM80 154H81V152H80ZM90 154H91V153H90ZM90 154H89V156H90ZM131 154H132V153H131ZM174 154H175V153H174ZM177 154H176V155H177ZM187 154H188V151H187ZM187 154L185 153L184 155H187ZM189 154H190V152H189ZM191 154H192V153H191ZM14 155H15V154L13 153L12 158H13ZM85 155H87V153H85ZM91 155H92V154H91ZM95 155H96V154H95ZM120 155H121V154H120ZM129 155H130V154H129ZM176 155H175V156H176ZM179 155H182V153L179 154ZM184 155H183V156H184ZM6 156H7V157H6ZM15 156H17V155H15ZM70 156H71V155H70ZM118 156H119V154H118ZM130 156H131V155H130ZM132 156H133V155H132ZM175 156H174V157H175ZM187 156H188V155H187ZM190 156H191V155H190ZM83 157H84V156H82V158H83ZM85 157H86V156H85ZM92 157H94V156H92ZM5 158H6V159H5ZM16 158H17V157H16ZM35 158H36V157H35ZM77 158H78V157H77ZM186 158H187V157H185V159H186ZM14 159H15V158H14ZM87 159H89V157L85 158V160H87ZM90 159H91V158H90ZM191 159H192V158H191ZM80 160H81V159H80ZM85 160H84V161H85ZM32 161H37V158H36V160H32ZM94 161H95V160H94ZM9 162H11V160H10ZM85 162H86V161H85ZM87 162H88V161H87ZM188 162H189V157H188V161H187V163H188ZM191 162H194V161L191 160ZM196 162H197V160H196ZM196 162H194V163H196ZM39 163H40V162H39ZM174 163H175V164H174ZM43 164H44V163H43ZM60 164H62V163H60ZM176 164H178V166H176ZM181 164H183V163H181ZM192 164H193V163H192ZM192 164H191V165H192ZM31 165H32V164H31ZM31 165H30V166H31ZM186 165H187V164H186ZM188 165H189L190 168H191V165H190L189 163H188ZM193 165H194V164H193ZM24 166H25V165H24ZM32 166H33V165H32ZM60 166H61V165H60ZM63 166H64V165H63ZM78 166H79V165H78ZM189 166H186V167H189ZM194 166H197V165H194ZM2 167H0V172H2V171H1ZM33 167H34V166H33ZM86 167H87V166H86ZM175 167H178V168H177V169H178L177 172H176L175 170H174V172H173V169H175ZM183 167L185 168V166H183ZM247 167H249V166H247ZM11 168H16V167H15V165H14V166L12 165ZM27 168H28V166H27ZM27 168H26V169H27ZM64 168H65V166H64ZM70 168H71V167H70ZM197 168H198V167H196V170H199V168H198V169H197ZM259 168H260V167H259ZM22 169L25 170V167L22 168ZM57 169H59V168L57 167ZM256 169H257V168H256ZM263 169H264V168H263ZM65 170L67 171L68 168H65ZM71 170H72V169H71ZM183 170H184V169H183ZM183 170H182V172H183ZM189 170H190V169H189ZM192 170H193V171H192ZM192 170H191V171H192V173H193L195 169H192ZM15 171H16V170H15ZM15 171H11V173H13L14 175L17 174L18 172L16 171V172H17V173H16ZM40 171H41V170H40ZM66 171H65V172H66ZM68 171H70V170H68ZM184 171L186 172L187 170H184ZM251 171H253V170H251ZM14 172H15V173H14ZM24 172H25V171H24ZM65 172H62L61 174H64ZM73 172H74V171H73ZM79 172H80V171H79ZM247 172H248V171H247ZM255 172H256V171H254V173H255ZM257 172H258V171H257ZM20 173H21V172H20ZM39 173H40V172H39ZM56 173H57V171H56ZM183 173H184V172H183ZM188 173L191 174L190 172H188ZM13 174H11V175H13ZM52 174H53V173H52ZM52 174H51V175H52ZM54 174H55V172H54ZM59 174H60V173H59ZM68 174H69V173H68ZM123 174H122V175H123ZM189 174H186V175H189ZM17 175H18V174H17ZM84 175H85V174H84ZM120 175H121V174H120ZM191 175H192V174H191ZM191 175H189V176H191ZM196 175H197V174H196ZM256 175H258V174H256ZM262 175H263V174H262ZM45 176H47V174H46ZM56 176H57V175H54V177H56ZM62 176H63V175H62ZM62 176H61V177H62ZM69 176H70V175H69ZM88 176H89V174H88ZM14 177L17 178L18 176L16 177V175H15V176H13V178H14ZM25 177H26V176H25ZM36 177H37V176H36ZM41 177H42V176H41ZM59 177H60V176H59ZM61 177H60V178H61ZM106 177H107V176H106ZM116 177H117V176H116ZM258 177H259V176H258ZM258 177H257V180H259ZM262 177H263V176H262ZM23 178H24V177H23ZM39 178H40V177H38L37 179H39ZM42 178H43V177H42ZM118 178H119V177H118ZM118 178H116V179L118 180ZM188 178H189V177H188ZM188 178H186V179H187V180H190V178H189V179H188ZM196 178H200V177L197 176ZM26 179H27V177H26ZM26 179H25V181H24L25 184H26L27 182L30 181L29 179H27L28 181L26 182ZM35 179H36V178H35ZM35 179L33 180L34 183L37 182V181H35ZM37 179H36V180H37ZM45 179H46V177H45ZM58 179H59V178H58ZM92 179H93V178H92ZM104 179H105V178H104ZM108 179H110L109 176H108ZM186 179H185V180H186ZM193 179H194V176H193ZM255 179H256V178H255ZM263 179H264V177H263ZM263 179H261V180H263ZM16 180H17V179H16ZM22 180H23V179H22ZM40 180H42V179H40ZM43 180H44V179H43ZM47 180H48V179H47ZM60 180H63V179L61 178ZM80 180H81V179H80ZM80 180H79V181H80ZM84 180H85V179H84ZM90 180H91V178H90ZM110 180L113 181L112 178H111ZM137 180H138V181H137ZM194 180H195V179H194ZM200 180H201V182H203L202 179H200ZM45 181H46V180H45ZM45 181H44V182H45ZM91 181H92V180H91ZM102 181H104V180H102ZM114 181H115V180H114ZM119 181H118V183H119ZM204 181H205V180H204ZM245 181H246V180H245ZM249 181H251V180H249ZM33 182H31V183H32V187H38V185H39V187H40V186H41L40 184L42 183V181H38L39 184H38V182H37L36 184H38V185H36V184L34 185ZM44 182H43V183H44ZM92 182H93V181H92ZM108 182H109V181H108ZM185 182H186V181H185ZM263 182H264V181H263ZM12 183H13V182H11V184H10V186H12V188H11L10 186H8V187H10V188H8V190H9V189H13V185H14V184H12ZM14 183L16 184V182H14ZM31 183L29 182V185H31ZM84 183H85V182H84ZM118 183H116V184H118ZM203 183H204V182H203ZM249 183H250V184H251V183H252V184L254 183V185H255V183H259V182H258V181H257V182H252V181H251V182H249ZM260 183H261V182H260ZM86 184H87V180H86ZM86 184H85V185H86ZM91 184H93V183L90 182V185H91ZM186 184H187V185H186ZM191 184H190V185H191ZM194 184H195V183H194ZM18 185H19V183H17L16 185H14V188H15L16 186L18 187ZM33 185H34V186H33ZM100 185H101V184H100ZM104 185H105V184H104ZM107 185H108V184H107ZM197 185L200 186V184H198V183H197ZM260 185H262V183H261ZM260 185H259V184H256L255 186L258 188V186H260ZM22 186H24V185H21V184H20V189H18V188L16 187L15 191H14V190H12V191H14V192H19V190H25V193H26V191H27V189H25L26 187H25V186L22 187ZM43 186H44V185H42L41 187H43ZM45 186H46V183H45ZM117 186H119V185H117ZM117 186H116V188H115L116 190H117ZM185 186H187V187L185 188ZM194 186H195V185L192 184V187H194ZM204 186H205V184H204ZM249 186L251 187V185H249ZM262 186H264V185H262ZM32 187L29 188V189H33ZM90 187H92V186H89L88 188H90ZM93 187H94V185H93ZM111 187H112V186H111ZM192 187H191V188H192ZM250 187H249V188H250ZM252 187H253V185H252ZM252 187L250 188V190L252 189ZM256 187H255V188L253 187L254 190L256 189V191H255L256 193H254V195L256 194V198H257L258 194H259V196H260V194H261L260 197L263 198L264 196H262V195H264V187L262 188V187L260 186V187L258 188V190H259L258 194H257V191H258V190H257ZM99 188H100V187H99ZM99 188H97L98 191H99ZM106 188H107V187L105 186V189H106ZM113 188H114V187H113ZM184 188H185V189H184ZM198 188H200V190H201V187H198ZM260 188H262V190H260ZM29 189H28V192H30ZM108 189H109V186H108ZM120 189H121V188H120ZM122 189H121V190H122ZM141 189H142V190H141ZM100 190H101V189H100ZM118 190H119V189H118ZM129 190L131 191V189H129ZM136 190H137V191H136ZM200 190L198 189V191H196V192H198L197 195H199V196L201 195L200 197H201V199H203V198H202V197H203V194H201ZM205 190H207V188H205ZM252 190H253V189H252ZM252 190H251V192H250L249 190H246V191H249L250 193H252V195L249 193V196H250V197H251V196H252V197L254 196V195H253L254 190H253V192H252ZM105 191H106V190H105ZM190 191H191V190H189V192H190ZM208 191H209V190H208ZM260 191H261V192H260ZM262 191H263V193H262ZM20 192H21V193H20V199H22V198H21V195H25V193H24L23 191H20ZM22 192H23L24 194H22ZM102 192H103V191H102ZM124 192H123V194H122L123 197H122V196H120V197H121V199H123V200H125V201H128V199H129L128 197H130V196H129V195L126 196V194H128V192H126L125 194H124ZM199 192H200V194H199ZM217 192H218V191H217ZM217 192H216V193H217ZM235 192H236V191H235ZM8 193H9V192H8ZM135 193H136V194H135ZM150 193H151V195H148V194H150ZM216 193H215V194H216ZM225 193H226V192H225ZM225 193H224V194H225ZM232 193H233V192H232ZM232 193L230 192L229 194H232ZM236 193H237V192H236ZM236 193H235V194H236ZM17 194H18V193H17ZM100 194H101V193H100ZM117 194H118V193H117ZM117 194H116V195H117ZM146 194H147V195H146ZM187 194H188V191H187ZM208 194H210V193H208ZM247 194H248V193H247ZM26 195H28V194L26 193ZM26 195H25V197L27 198ZM98 195H99V194H98ZM120 195H121V194H120ZM134 195H135V196H134ZM197 195H196V196H197ZM213 195H214V193H213ZM125 196H126V197H125ZM220 196L222 197L223 194L219 192V195H218V196L215 197V195H214L215 198L213 197L214 199H211V194H210V195H209V198H210L211 201H213V203H214V204H212V203L210 202V203L212 204V205L210 204V206H213V205H215V203H216V204L218 203V204H217V207L221 205V208H220V209L218 208L217 210L220 212V210L222 209L223 211H225V212H224L225 215H216V214H214V212L216 213V210L214 211V210H213L212 208H210L209 206H207V207H206L205 205L202 206V207H204V211H205V209H206V210L209 209V211H205V212H207V213L210 212V213L207 214V216L210 215L211 217L209 216L210 218L207 219V222H205V223L202 222V223L204 224V225L202 224L203 227H202V226L199 227V229H203V228H204L205 231H204V230H200V234H199V232H198V233L194 232V233L196 234V235H195V238L198 239V238H199L198 235H199V236H202V235H203L204 238H203V236H202L203 239H200L201 237H200L198 240L191 239L192 242H193V240H195L196 242H199V243H197V245H199V248H201L202 245H203L202 248H203L204 246H205L206 248H207V247L209 248V247H212L214 243H215L214 246H215V245H218V246H219L218 243H221V244H223L224 246L230 244V246L232 247V249L235 251L234 254H231L233 257H232L231 255H229L230 253L228 254V253H224L223 251H220L221 254H222V256L225 254L226 257H225V256H224L225 258L220 257L221 254H220V252H219V253H217L218 255H214V257L216 258V256H217L218 259L216 258V259H215L216 261H214L213 263H212V261H211V262H209V263L215 264V263H218V262H219V258H221V259H222V258H223V259H226L227 257H228V261H229V258L231 257L230 259H231V263H232V264H245L244 262H247V261H245V260H248V261L250 260L251 263H249V262H250V261H249V262H248L249 264H256V261L258 262V260H255L256 258L254 259V257H255V256L257 257V253H256V251H257L258 249H257V248H255V249H254V248L251 249V248H252L251 246H255V245H256V244H255V243H256V240H255V239H251L252 237L249 238V237H250L249 233H247V232L245 231V229H247L248 224L251 223V222H250L251 217H249V216H251V214H248V213H245V212H244V211L246 210V207L243 206L242 201H241V204H242L241 207H244L245 210L242 208V209H241L242 211H240V208H241V207H240V208L238 207V205H240L239 202H238L239 204L234 203V204H237V205H234V204H233V202H235V201H233V202L230 203L231 200H234V199H232V198H234L233 196L230 197L231 199L229 198V195H228V194L226 195V198H225V195L223 196V198H220ZM235 196H237V194H236ZM239 196H240V195H239ZM259 196H258V197H259ZM22 197H23V199L25 198L24 196H22ZM118 197H119V195H118ZM118 197H117V198H118ZM120 197H119V199H120ZM124 197H125L127 200H126ZM145 197H144V199H145ZM147 197H146V198H147ZM227 197H228V198H227ZM39 198H40V197H39ZM41 198H43V197H41ZM45 198H46V196L44 197V199H45ZM60 198H61V197H60ZM96 198H97V197H96ZM96 198H95V199H96ZM109 198H110V197H109ZM137 198H135V200H138ZM148 198H150V197H148ZM184 198H183V199H184ZM239 198H240V197H239ZM262 198H258V199H259V202L262 201V200H260V199H262ZM29 199H30V198H29ZM37 199H38V197H37ZM99 199H100V197H99ZM113 199H114V198H113ZM144 199H142V200H144ZM228 199H229L230 201H229ZM235 199H236V198H235ZM258 199H256V200H258ZM26 200H28V198H27ZM42 200H43V199H42ZM60 200H61V199H60ZM63 200H64V199H63ZM110 200H111V198H110ZM110 200H109V202H110ZM140 200H138V201L140 202ZM151 200H153V199H150V201H151ZM226 200H227V201H226ZM21 201H22V200H20L19 203H20ZM24 201H25V200H24ZM24 201H22V203H24ZM50 201H53V200H50ZM65 201H66V200H65ZM96 201H97V200H96ZM113 201H114V200H113ZM120 201H121V200H120ZM120 201H119V202L117 201V202H118L119 204H122V202L120 203ZM138 201H137V202H138ZM150 201L148 200L149 203H150ZM200 201H201V200H200ZM200 201H199V202H200ZM202 201L204 202V200H202ZM228 201H229V202H228ZM236 201H240V200H236ZM31 202H32V201H31ZM39 202H40V201H39ZM44 202H46V200H45V201H42V203H44ZM99 202H100V200H99ZM102 202H103V201H102ZM102 202H100V203H101L100 205L103 204ZM133 202H134V201H133ZM137 202H136V203H137ZM155 202H156V201H155ZM179 202H180V203H179ZM199 202H198V203L196 202V204L198 205ZM203 202H200V203H203ZM263 202H264V201H263ZM14 203H15V202H13V204H14ZM22 203H21V204H22ZM42 203H41V204H42ZM125 203H126V202H125ZM143 203H144V202H143ZM248 203H250V202L248 201ZM13 204H12V205H13ZM21 204H20L19 206H21ZM47 204H48V203H47ZM67 204H68V203H66V205H67ZM98 204H99V203H98ZM129 204H131V202H129ZM129 204H128V205H129ZM134 204H135V203H132L131 205H134ZM147 204H148V203H147ZM147 204H146V202H145V206H144V204H143L144 208L146 207ZM229 204H231V205L233 204V205H232L233 207H230V208H229V206H231V205H229ZM258 204H259V203H258ZM27 205H28V203H27ZM42 205H43V204H42ZM44 205H45V204H44ZM44 205H43V206H44ZM60 205H61V204H60ZM164 205H163V206H164ZM185 205H186V204H185ZM259 205H262V202H261ZM259 205H256V206H258V209H256V208L254 207L255 205L252 204L253 207L250 209V211L253 210V211H252V214H253V212H255L254 209H255V210H259ZM16 206H17V205H16ZM22 206H23V204H22ZM48 206H49V205H48ZM58 206H59V205H58ZM125 206L127 207V205H125ZM134 206H135V205H134ZM137 206H138V203H137ZM139 206H141V205H139ZM139 206H138V207H139ZM147 206H148V205H147ZM177 206H176V208H177ZM180 206L183 207L184 204H183V205H180ZM180 206H178V207H180ZM186 206H187V205H186ZM215 206H216V205H215ZM246 206H247V205H246ZM17 207H18V206H17ZM126 207H125V208H126ZM169 207H170V208H169ZM202 207H201V208H202ZM208 207H209V208H208ZM224 207H226V208H224ZM263 207H264V206H263ZM18 208H19V207H18ZM64 208H67V207H64ZM128 208H129V207H128ZM128 208H127V210H128ZM131 208H132V207H131ZM146 208H147V207H146ZM148 208H149V207H148ZM187 208H188V206L185 207V209H187ZM196 208H197V207H196ZM223 208H224V209H223ZM247 208H248V207H247ZM261 208H262V207H261ZM14 209H15V208H14ZM19 209H20V208H19ZM22 209H23V207H22ZM44 209H45V208H44ZM167 209H166V210H167ZM178 209H181V208H178ZM190 209H191V208H190ZM197 209H198V208H197ZM210 209L213 210V211H210ZM20 210H21V209H20ZM65 210H66V209H65ZM134 210H135V209H134ZM137 210H138V208H137ZM137 210H136V211H137ZM139 210H140V208H139ZM181 210H182V209H181ZM227 210H228V211H227ZM23 211H24V210H23ZM151 211H152V210H151ZM172 211H173V210H172ZM223 211H221L222 213H221V212H220V213L223 214ZM246 211H247V210H246ZM248 211H249V210H248ZM250 211H249V213H250ZM122 212H123V211H122ZM128 212H129V211H128ZM145 212H148V214L150 215L149 210H148V211H145ZM212 212H213V214H212ZM230 212H231V214H230ZM242 212H243L244 214H243ZM0 213H1V212H0ZM112 213H113V212H112ZM139 213H140V212H139ZM151 213H152V212H151ZM172 213H174V211H173ZM115 214L117 215V214H119V213H114L113 215H115ZM142 214H143V213H142ZM142 214L140 215V216H141V217H140V216H138L137 214L134 213V215H137V216L139 217L138 219H140V218L143 219ZM204 214H205V213H204ZM226 214H227V215H226ZM247 214H248V215H247ZM111 215H112V214H111ZM116 215H115V217H116ZM146 215H147V213H146ZM153 215L155 216L156 214L153 213ZM144 216H145V215H144ZM151 216H152V215H151ZM159 216H160V218H159ZM159 216L156 215V217L159 218V219L161 220L162 217H161V215H159ZM199 216H200V215H199ZM199 216L197 217V221H198V219H199ZM207 216H206V214H205L204 217H207ZM227 216H228V217H227ZM63 217H64V216H63ZM145 217H148V218H149V216H145ZM125 218H126V217H125ZM133 218H134V217H133ZM151 218L154 219L153 216H152ZM157 218H156V219H157ZM201 218H202V216H201ZM255 218H256V217H255ZM122 219H123V218H122ZM142 219H140V220L142 221ZM153 219H152V221H153ZM156 219H155V220H156ZM261 219H262V218H260V220H259V219L257 218V220L261 221L260 224L264 226V224H263V223H264V219H263V220H261ZM0 220H1V219H0ZM64 220H65V219H64ZM125 220L128 221L127 218H126ZM143 220L146 222L145 219H143ZM160 220H158V219L156 220V221H158V223L156 224V222H155V223H154V224H156L155 226H157V225H159V224H161V226H162V224L165 223V219H164V222H162V220H161V221H160ZM121 221H122V220H121ZM147 221H148V220H147ZM203 221H206V219L203 220ZM150 222H151V221H150ZM160 222H161V223H160ZM123 223H124V222H123ZM146 223H147V222H146ZM146 223H144V224H146ZM151 223H152V222H151ZM151 223H150V226H151ZM195 223H198V222H195ZM199 223H201V222L199 221ZM199 223H198V225H199ZM142 224H143V223H142ZM144 224H143V225H144ZM148 224H149V223H147V225H148ZM251 224H252V223H251ZM251 224H249L250 227L253 226V225H251ZM147 225H144V226H147ZM90 226H91V225H90ZM111 226H112V225H111ZM111 226H110V227H111ZM166 226H167V223H165V226L163 225L162 227H163V228H166ZM199 226H200V225H199ZM0 227H1V223H0ZM83 227H84V226H83ZM128 227H129V226H128ZM162 227H161V228H162ZM205 227H206V229H205ZM256 227H257V226H255V230H256ZM86 228H88V227H86ZM148 228H149V227H148ZM154 228H155V227H154ZM157 228H158V227H157ZM163 228H162V229H163ZM209 228H210L211 232L208 231ZM252 228H253V227H252ZM252 228H249L251 232L254 231V230H252ZM162 229L159 228V230H158V229H157V230L160 231V232H158V233H156V232L153 233V234H158L155 238L159 237V238L156 239V241H155L154 239H152L153 241H155L154 243L149 239L151 243L146 242L147 244L143 243V245H141V244L138 242V243H137V246H136L135 243L133 244V246L135 245V247H136V248H135V251L138 252V255L140 254L139 256H138V255H135L136 258H134V259H135L137 262H140V263H141V261H142L141 264H143V262H144V264H147V263H148V264H158V262H159V263H160V262L162 263V261H163L162 264H164V261H167L168 259H169V260H171V259L173 260V257H172L170 254H168L167 257L165 258V256H166L165 253H167V252H166V249L168 248V246L166 247V246H165L166 244H164V241H166V240H164V237H163V242H160V243H163L165 247L163 248V244L158 243L159 241H162V238H161V237L163 236L162 233H161V231H163ZM199 229H198V231H199ZM103 230H104V229H103ZM109 230H111V229H109ZM114 230H115V229H114ZM157 230H156V231H157ZM195 230H197V228H196ZM247 230H248V229H247ZM89 231H91V230H89ZM93 231H94V229H93ZM164 231H165V229H164ZM201 231H202V232H203V231H204V232H209L210 234H209V235H208V234H202ZM83 232H84V231H83ZM109 232H110V231H109ZM109 232H108V233H109ZM140 232L142 233V231H140ZM245 232H246V234H245ZM251 232H250V234H251V236H252L253 233H251ZM85 233H86V232H85ZM114 233H115V232H114ZM159 233H161V234H159ZM79 234H80V233H79ZM83 234H84V233H83ZM197 234H198V235H197ZM80 235H81V234H80ZM87 235H88V234H87ZM112 235H113V234H112ZM161 235H162V236H161ZM211 235H212V236H211ZM242 235H244V237H243ZM247 235H248V236H247ZM74 236H75V235H74ZM84 236H85V235H84ZM116 236H117V234H116ZM141 236H143V235H141ZM148 236H149V235H148ZM208 236H209V238H208ZM241 236H242V237H241ZM246 236H247L248 238H246ZM0 237H1V235H0ZM12 237H13V236H12ZM81 237H82V236H81ZM85 237H86V236H85ZM113 237H115V235H114ZM122 237H123V236H122ZM205 237H206V238H205ZM7 238H9V237H6V238H5V237H3V238L1 237V242L3 241V239L5 240V239H7ZM75 238H77V237H75ZM82 238H83V237H82ZM82 238H81V239H82ZM117 238H118V236H117ZM141 238H142V237H141ZM148 238H149V237H148ZM160 238H161V240H160ZM207 238H208V239H207ZM242 238H243V239H242ZM253 238H254V236H253ZM12 239H13V238H12ZM119 239H120V238H119ZM129 239H130V238H129ZM129 239H127V240H129ZM158 239H159V241H158ZM185 239L187 240V239H190V238L188 237V238H185ZM248 239H249V240H248ZM65 240H66V239H65ZM86 240H87V239H86ZM115 240H116V239H115ZM202 240H203L204 243L201 242ZM244 240H245V241H244ZM254 240H255V241H254ZM21 241H22V240H21ZM44 241H45V240H44ZM77 241H78V240H77ZM82 241H84V239H83ZM93 241H94V240H92V242H93ZM109 241H110V240H109ZM113 241H114V240H113ZM118 241H119V240H118ZM124 241H125V240H124ZM129 241H130V240H129ZM142 241H144V240H142ZM145 241H147V240L145 239ZM187 241H188V240H187ZM249 241H250V242L253 241L254 244L252 243L253 245H251V244L249 243ZM68 242H69V241H68ZM74 242H75V241H74ZM104 242H105V241H104ZM111 242H112V241H111ZM189 242H191V241H189ZM200 242H201V244H200ZM245 242H247V243L249 244L250 247H249V246H247V247L244 246ZM3 243H5V242L3 241ZM6 243H7V242H6ZM20 243H21V242H20ZM23 243H24V242H23ZM25 243H27V242H25ZM47 243H48V241H47ZM81 243H82V242H81ZM81 243H80V244H81ZM86 243H87V241H86ZM113 243H114V242H113ZM216 243H217V244H216ZM51 244H52V243H51ZM54 244H55V243H54ZM83 244H84V243H83ZM92 244H93V243H92ZM181 244H182V243H181ZM181 244L178 245V246H181ZM183 244H184V242H183ZM183 244H182V245H183ZM185 244H186V243H185ZM187 244H188V243H187ZM187 244H186V245H187ZM195 244H196V243H195ZM235 244H236V245H235ZM248 244H247V245H248ZM76 245H78V244H76ZM86 245H87V244H86ZM112 245H113V244H112ZM186 245H184V246H186ZM197 245H196V246H197ZM58 246H59V245H58ZM68 246H70V245H68ZM78 246H79V245H78ZM80 246H81V245H80ZM84 246H85V244H84ZM98 246H99V245H98ZM114 246H115V244H114ZM133 246H132V251H133ZM173 246H174V245H173ZM184 246H183V247H184ZM196 246H195V247H196ZM257 246H259V245H257ZM31 247H33V246H31ZM46 247H47V246H46ZM55 247H56V246H55ZM86 247H87V246H86ZM111 247H112V246H111ZM245 247H246V248H245ZM51 248H52V247H51ZM51 248H49V249H51ZM58 248H59V247H58ZM68 248H69V247H68ZM68 248H67L66 250H69ZM95 248H96V247H95ZM117 248H119V246H118ZM165 248H166V249H165ZM169 248H170V247H169ZM184 248H185V247H184ZM186 248H188V247H186ZM213 248H215V247H212V249H213ZM216 248H217V246H216ZM218 248H219V247H218ZM247 248H250V249H248V251L250 250V252H249L250 254H251V252H254V253H256V255L252 253V254L250 255L251 257H247V256L245 255V251L247 252ZM35 249H37V248L35 247ZM44 249H45V248H44ZM55 249H57V247H56ZM80 249H81V248H80ZM105 249H106V247H105ZM110 249H111V248H110ZM164 249H165V250H164ZM171 249H172V247H171ZM171 249H169V250H171ZM180 249H181V248H180ZM195 249H196V248H193V250H195ZM197 249H198V247H197ZM256 249H257V250H256ZM30 250H32V249H30ZM63 250H64V248H63ZM88 250H89V249H88ZM167 250H168V249H167ZM174 250H175V249H172V251H170V252L172 253V252H174ZM200 250H201V249H198V251H200ZM254 250H256V251H254ZM3 251H5V249H4ZM28 251H29V250H28ZM37 251H38V249L36 250V252H37ZM57 251H58V250H55L56 253H57ZM100 251H101V250H100ZM100 251H99V252H100ZM109 251H110V250H109ZM180 251L183 252L182 250H179V252H180ZM185 251H188V250H185ZM243 251H244V252H243ZM6 252H8V251H6ZM51 252H52V251H51ZM67 252H68V251H67ZM67 252L65 251V253H67ZM120 252H121V251H120ZM175 252H176V250H175ZM189 252H192V249H191V248H190V251H189ZM202 252H203V251H202ZM222 252H223V253H222ZM258 252H259V251H258ZM0 253L2 254V252H0ZM4 253H5V252H4ZM87 253H88V251H87ZM105 253H106V252H105ZM183 253H184V252H183ZM243 253H244V254H243ZM247 253H248V252H247ZM7 254H9V252H8ZM34 254H35V252H34ZM37 254H38V253H37ZM51 254H52V253H51ZM53 254H54V253H53ZM60 254H62V253H60ZM63 254H64V253H63ZM80 254H81V253H80ZM90 254H92V252H90ZM119 254H120V253H119ZM128 254H129V253H128ZM131 254H133V253H131ZM163 254H164L165 256H163ZM181 254H182V253H181ZM187 254H188V253H187ZM189 254H190V253H189ZM193 254L196 255L195 253H192L191 256H192ZM215 254H216V253H215ZM226 254H228L230 257H229L228 255H226ZM3 255H5V254H3ZM3 255H1V256H3ZM58 255H59V254H58ZM66 255L68 256V254H66ZM88 255H89V254H88ZM101 255H102V254H101ZM169 255H170V256H169ZM253 255H254V256H253ZM32 256H34V255H32ZM90 256H91V255H90ZM92 256H93V254H92ZM125 256H126V255H125ZM244 256H246L247 258L244 257ZM65 257H66V256H65ZM69 257H70V256H69ZM81 257H82V256H81ZM84 257H87V259L85 258L86 261H87L88 259H90V257L87 256L86 254L84 255ZM84 257H83V258H84ZM104 257H105V256H104ZM121 257H123V256H121ZM133 257H134V256H133ZM196 257H197V255H196ZM252 257H253V258H252ZM72 258H73V257H72ZM91 258H93V257H91ZM105 258H106V257H105ZM138 258H139V259H138ZM192 258H195V256H194V257L192 256ZM243 258L245 259L244 262H243V260H242ZM248 258H250V259H248ZM251 258H252V260H251ZM54 259H55V258H54ZM70 259H71V257H70ZM124 259H125V257H124ZM124 259H123V260H124ZM257 259H258V258H257ZM92 260H93V259H92ZM104 260H105V259H104ZM175 260H177V259L175 258ZM239 260H240V261H239ZM38 261H39V260H38ZM62 261H64V260H62ZM93 261H94V260H93ZM125 261H126V260H125ZM136 261H134V262H136ZM193 261H194V260H193ZM222 261H224V260H222ZM226 261H227V259H226ZM232 261H233V262H232ZM241 261H242V262H241ZM47 262H48V261H47ZM64 262H66V261H64ZM97 262H98V261H97ZM118 262H119V261H118ZM126 262H127V261H126ZM137 262L134 263V264H137ZM183 262H184V261H183ZM200 262H202V260H201ZM252 262H254V263H252ZM67 263H68V262H67ZM90 263H91V262H90ZM95 263H96V262H95ZM121 263H123V262L121 261ZM128 263H129V262H128ZM140 263H139V264H140ZM161 263H160V264H161ZM177 263H178V262H177ZM177 263H175V264H177ZM186 263H187V262H186ZM223 263H224V262H221V263H219V264H223ZM228 263L231 264L230 262H227V264H228ZM71 264H72V263H71ZM75 264H76V263H75ZM93 264H94V263H93ZM123 264H124V263H123ZM125 264H126V263H125ZM129 264H130V263H129ZM132 264H133V263H132ZM165 264H167V263H165ZM178 264H181V263L179 262ZM195 264H198V263H195ZM203 264H204V263H203Z\"/></svg>",
	"mask_w": 264,
	"mask_h": 264
}]
</instances>
